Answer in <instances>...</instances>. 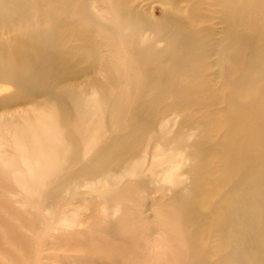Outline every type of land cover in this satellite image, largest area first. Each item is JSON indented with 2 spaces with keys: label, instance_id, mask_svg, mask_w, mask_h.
Here are the masks:
<instances>
[{
  "label": "rangeland",
  "instance_id": "1",
  "mask_svg": "<svg viewBox=\"0 0 264 264\" xmlns=\"http://www.w3.org/2000/svg\"><path fill=\"white\" fill-rule=\"evenodd\" d=\"M10 1H12V0H7V2L5 0L4 4L6 3V5H7L8 3H14V1L13 2H10ZM26 1H27V3H26ZM48 1L47 0H43V1L42 0H24L23 9H24L25 15H26L25 19H21V21L19 23H16V22L14 23V21L11 19L9 21L10 22L9 25H10V28L12 27L13 31H11L9 33H7V31H6L4 26H0V42H3L6 46L9 45V47L13 44L14 38L17 37L18 35H23V33L26 34V32H28V31L31 32V33L32 32L35 33L39 28H42V27L43 28H51V30L55 33L56 37H54L55 39H53L55 41L54 44L60 45L61 43H64L63 45L61 44L62 47L56 46L57 48H55L54 47L55 45H53V41H52L51 44L53 46L51 45V48H49V49L43 48V50L46 49L45 51L41 50V52L44 53L43 55L46 56V54H47L48 56H53L52 59L53 58L56 59L54 61L55 62L54 66L51 68L52 71H49L50 73H48V75L49 74H52V75H49V79H47L45 81V83H46V85L44 84L45 88H46L45 90L39 91L38 94L33 96V98L32 97H28L25 100L13 102V103H11L9 105H6L7 107L6 106L5 107L0 106V264H84L85 262L88 263V264H190L189 252H191V250H192L191 248L192 247L190 246V244L188 242L189 236L187 235L188 232H186L187 228H186V226H185V228L183 227V225L187 224V220H190V219H186L185 214L183 213V211L182 212H177L178 209H174V208H176L175 205H170V203H168V202L171 200L170 196L175 191H176V193H180V192L184 193L185 191L190 192L191 179L189 177L190 174L186 173V170H187V167L189 166V164L190 165L191 164H193V165L195 164V160H196V163L198 162L197 163L198 165L197 164L196 165L199 167L200 171H202L203 173H205V171H206L209 174L210 177H212V176L213 177H216V176L218 177V175L220 174V171H219L220 170V167H219L220 164H218L219 161H220L219 154H220V152H222L220 147L223 148V144L225 143V139H223V138L225 137L226 134L227 135L229 134V133H227L228 127L225 124L223 125L224 122H223V120H220V119H224L225 116L228 115V111H229V114H230V113H239V110H240L239 114L242 113V115L244 116L245 122L249 123V125L252 126L251 129H255V131L252 130V134H251V138L252 139L250 140L251 145L253 146V143H254V148L256 147V148H259L258 150H261V151H258V154L256 155V157H252L250 160H248L243 167H247V166L249 167V166H252V165L256 164L257 162H260V161L263 162L264 161V146L262 145V144H264V127H263L264 126V124H263L264 120L262 122V118H264V117L261 116V114L263 115L264 111L260 110L264 106V101H262L263 103L259 101V100H264V97H263V99L262 98L258 99L259 95H261V94L264 95V92H263V90H264V80L259 81L260 83L252 85V87L250 86V81H249V80H251V78L253 79L255 76L256 77H258V76L260 77V76L263 75V74L259 73L258 71L261 70V67L263 65L262 64L263 62L260 59L263 57L261 51H264V49H262L260 47L259 42L261 41V43H264V28H263L264 27V25H263L264 22L259 21V19L256 18V19H258L257 20V24L258 25L255 22V23H253L252 27H248V28H246V30H244L245 33L247 34V36L250 39L247 37L244 40H242L241 41L242 42L241 46H240V44H238V45H236L237 47L225 49V47L223 48V46L220 47V46L217 45V43L220 41V39H222L223 36H224L223 32H224L225 25H226L225 22H224V19H223V16H224L223 14L225 13V11H224L225 10V8H224L225 6L223 5L224 3L222 2L223 0H211V1H209V0H195V2L193 0H190V5L192 3V5L190 7V11H191L190 15L187 12V10H188L187 8L188 7H187V5L185 3H181L180 9L175 10V9H172L171 6H169V4H164V6H163L162 5L163 3H160L158 1H157L158 2L157 3L154 0H133L132 1L133 3H131V5H135V10H137L136 11L137 16L135 17L133 15L135 12L133 13V11H132L133 14H131L130 17H127L126 18L127 20L124 18L125 21H124V19H119L117 16H118V12L119 11L127 10L126 5H128L129 2H126V0H106V1L105 0H97V2H96V0H87V1L84 0L85 2L83 0H75V1L73 0L74 2L77 1L78 3H74L73 1H71V3H70L69 1L67 2V1H63V0L62 1L58 0L59 2H62L61 4H58V5H56L57 3H59L57 0H54V1L53 0H48ZM88 1H89V4H91V5H86L88 3ZM153 1H154V3H153ZM213 1H214V4L212 3ZM231 1H233L234 4H238V5H241V6L245 7L246 10L252 9L251 11L249 10L251 13H252V11L253 12L255 11L258 14L259 12L261 13L260 10L264 11L263 10V8H264V6H263L264 0H231ZM45 2L47 3V6H46ZM65 2H67V3H65ZM237 2H239V3H237ZM79 3H80V5H78ZM106 3L108 4V6H107ZM140 3H141V5H140ZM63 4H66V6L63 5ZM102 4H104V6ZM218 4H221L222 7L219 6ZM10 5H12V4H10ZM254 5L257 6V7H255ZM60 6L64 7V10H63V8L61 9ZM70 6H72V7H70ZM29 7H30V9H29ZM78 7H80V8L77 9ZM83 7H84V9H83ZM87 7H89L91 9V12L93 11L92 12L93 14L97 13L95 16H97L100 13V11H101V14L103 12L105 15L108 14L110 17H108V15H107L105 17H108V18H104L103 17L104 14H102V15L100 14L99 18H97L98 16L94 17V15L92 14L93 17L95 18V21H94V18L92 17L91 12H89L90 10ZM216 7H217V9H216ZM65 8L66 9L70 8V9L65 10ZM73 8H74L75 11L73 10ZM81 8H82V10H81ZM195 8L197 10H193ZM199 8L201 9V11L199 10ZM219 8H220V10H219ZM259 8H261V9L259 10ZM130 9L132 10V8H130ZM221 9H222V11H221ZM256 9L259 10V11H256ZM76 10H78V11H76ZM210 10H211V12H210ZM106 11H107V13H106ZM172 11L174 12V14H173ZM212 11H214V12H212ZM215 11H216V13H215ZM63 12H64V14H63ZM70 12H71L73 18L71 16ZM80 12L82 13L83 16L81 15ZM86 12H88V13H86ZM75 13H77V14H75ZM89 13H90V15H89ZM111 13H113V14H111ZM141 13H142V16H141ZM191 13H193V15H195L193 17L194 18L196 17V19L191 17L192 16ZM197 13L198 14L200 13V14L198 15ZM29 14L31 16H28ZM79 14H80V16H79ZM114 14H116L117 16H115ZM175 14H177L178 16L175 15ZM201 14H202V16H201ZM216 14H218V15H216ZM88 15L91 18L89 17L88 19H86L85 17H88ZM170 15H172V16H170ZM179 15H180V17H179ZM131 16H134L135 18L131 17ZM184 16L187 18V20H186V18ZM216 16H218V17H216ZM83 17H84V19H83ZM102 17H103V19H102ZM112 17H114V18L116 17V18L113 19ZM210 17H212V18L210 19ZM79 18L82 21H80ZM139 18H142L140 20H141V23H143V24H141L140 21L137 20ZM177 18H178V20L179 19H181V20L177 21ZM144 19H145L146 22L143 21ZM182 19L185 20V21H182ZM197 19H198V22L200 21L197 24L198 28L195 27L196 23H197ZM22 20H24V21H22ZM69 20L71 22H73V20H74L73 23L76 24L77 26H80V27L83 26V27H81V29H83L86 33L89 30L88 31V33H89L88 35H90V38H92V39L94 38L92 40L94 43H96L98 41L100 42V43L98 42L99 45H98V43L96 44V46L94 44V47H96L98 49V50L96 49L97 52H98L97 55H98L99 61H100V58L102 59L101 60L102 63L100 62V66H99V61H98V63L96 64L97 67L95 66L94 68H92L91 74H89V75H85V76L84 75L83 76L78 75L79 71L82 68H85V67H87V65H89V61L90 60H89L88 56L84 58L85 60H82L83 58L81 56H79L80 53L79 52L76 53L77 50L73 49V46H76V47L78 46L79 41L76 38H74L73 42H74L75 39H76L75 40L76 42L73 43L71 40H72V37L74 36V34L71 33L72 34L71 35L70 33H67L68 31L71 32V30L68 29V26H67L69 23H71ZM115 20H116V22H115ZM217 20L219 21L220 24L218 23ZM91 21H94V22H91ZM149 21L151 23H149ZM24 22H25V27H24ZM32 22H34V23H32ZM80 22L81 23L84 22L85 26L82 25ZM97 22H99L100 24L97 23ZM31 23L33 25L32 26L33 28L30 26ZM63 23H64V25H63ZM109 23H111V25H112L111 27H109L110 26ZM89 24H90V26H89ZM175 24H176V26H175ZM184 24H185L184 27L181 26V25H184ZM151 25L154 26V27H155V25H156V27L158 26L157 28H155V31H156V34H157L156 36L153 35L154 34L153 33L154 27H152ZM177 25L183 30L184 29L185 30L190 29V31H191L190 33L194 34V35L191 34L192 35L191 41L192 40L194 41V39H196L198 37L200 39H202V41H201L202 45H201L200 48H201V50H204L205 54L202 53V54H200L201 56L198 55L200 58L197 55H194L195 53L194 54L192 53V52H194V50L191 49V48H190L191 52L190 51H185L184 52V50H183V53H187L188 55L190 53H192L193 56L190 54L189 55L190 58L193 57L195 60H197V57H198L200 59V62L204 61V62L200 63L201 65H197L196 67H194L195 65H193V64H195V63L197 64V62L194 61V63H193V61L192 62L190 61L191 66H189L190 64L189 65L187 64V62H189V60H188L189 57H188V59L186 58L187 54L183 55V57L180 55L181 58H184V56L186 58V59L184 58L185 60L184 59L182 60L180 58L179 54H178L179 51H176L177 48H175V46H173V45H171L172 48L169 46L170 45L169 44V37H167V36H170V34L175 33V32H177L179 30V27ZM95 26H97L98 28L95 27ZM172 26H175V30H174V28ZM30 27H31V30H30ZM61 27H62L63 30H61ZM90 27H91V29H90ZM145 27H147V29ZM168 27H171V29L170 28L168 29L170 31H167ZM261 27L263 28V30L261 29ZM21 29H22V31H21ZM33 29H34V31H32ZM117 29H118L119 33H122L121 35L117 32ZM176 29H177V31H176ZM201 29H204V30L202 31ZM247 29H248V31H247ZM97 30L99 32H102L103 35L101 37L99 35H97V34H100ZM124 30H125V32H124ZM164 30H166V31H164ZM171 30H173V31H171ZM219 30H220V32H219ZM59 31L61 32V34H60ZM64 31H65V33H63ZM132 31H133V33H132ZM143 31H144V33H143ZM259 31H261V32H259ZM56 32H57L58 35H60V37L62 36L60 38V40H59V38H57L59 36L56 34ZM91 32H95V33H92V37H91ZM128 32L130 33V38H129V33ZM134 32H135V34L137 32V34L135 36H134ZM138 32H139V37H138ZM193 32H195V33H193ZM208 32H209V34H207ZM104 33H106V34H104ZM116 33L119 35V37H118V35H116ZM257 33H258V35H256ZM204 34H206V35H204ZM221 34H223V35H221ZM124 35H126V36L123 37ZM142 35H143V37H142ZM145 35H146V37L144 38ZM149 35H151V36H149ZM207 35H210L211 39H209V36H207ZM68 36H69L70 39L68 38ZM111 36H113V37L110 38ZM148 36L150 37L151 40H153L151 43H150L151 40L150 41L146 40V39H149ZM165 36H166V38H165ZM201 36H203L204 39ZM205 36L208 38L207 42H206L207 39H206ZM65 37H67V38H65ZM126 37H127V39H125ZM135 37L141 38V40L140 39H136ZM120 38H121V40H120ZM142 38H144V40H146L147 44L145 43V41ZM257 38H258V40H256ZM56 39H57V41H56ZM96 39H98V40H96ZM122 39H124L125 41L124 40L122 41ZM69 40L72 43V48L71 49L69 48V46H71V45H69L70 44ZM142 40H143V42H141ZM60 41H61V43H60ZM65 41L67 42V44H65ZM211 41L213 43L214 42L215 43L217 42V43L216 44L214 43L215 44L214 45ZM255 41H256V44L258 42L256 47H255V45H256ZM101 42H103V44ZM75 43H77V44H75ZM208 43L212 44L211 47H210V45L207 46ZM106 44H108V45H106ZM115 44H116V50H115V46H114ZM122 44H123V46H122ZM143 44H144L145 47L143 46ZM151 44H153V45H151ZM102 45L104 46L103 48L101 47ZM154 45H155V47H154ZM213 45H214V47H213ZM59 47H60L61 52L58 49ZM76 47H74V48H76ZM108 47L111 48L110 50L112 52L108 49ZM123 47H125L127 49V51L125 50V48L123 49ZM141 47H143V49L145 48V50L148 51V52L146 51L147 55H146V60H145L144 63H142L143 61H141L140 55L137 54L139 49H141ZM205 47H206V49H205ZM105 48H107L106 51H105ZM215 48H216V50H220V48H223V50L225 52V55H223V56H221L219 58L216 57L215 54L213 53L215 51ZM55 49H57L59 51H57ZM63 49L66 50V51H64ZM112 49H114V53L115 54L117 52L116 55L113 53ZM171 49L174 50V51H172ZM255 49H258V50L256 51ZM62 50L64 51L63 53H62ZM67 50H68V52L70 51L71 53L70 52H69L70 54L69 53L68 54L65 53V52H67ZM153 50H155V51H153ZM159 50H161V53H160ZM46 51L48 53H46ZM52 51H53L54 54H52ZM54 51H57V53L60 52L61 56H60V54H57ZM150 51H152L153 53H151ZM170 51H171L172 54L168 53ZM210 51H211V53H210ZM126 52L127 53L129 52V55ZM155 52H157V53L155 54ZM174 52H177V54L175 53V55H173ZM49 53H50V55H49ZM55 53H56V55H55ZM103 53H104V55H103ZM112 53L114 55H112L113 59L111 60V58L109 59L108 57H112V56H109ZM181 53H182V51H181ZM207 53H209V54H207ZM160 54L161 55L163 54V55L161 56ZM165 55H167L166 57L168 59L165 57ZM202 55H204V56L202 57ZM247 55H248V57H247ZM59 56L63 57V58H60ZM99 56H102V57H99ZM104 56H106V57H104ZM114 56H115V59H114ZM129 56H132V57L129 58ZM255 56L257 58L260 56V59L258 58L259 62H258V59L254 60V59H256ZM170 57H171V59H170ZM173 57H175L176 59L175 58L173 59ZM178 57H179V59H181L180 61H179V59H177ZM253 57H254V59H253ZM217 58H218V60H217ZM239 58H241V59H239ZM247 58H249V59H247ZM64 59H65V61H64ZM70 59L73 62H71ZM80 59L83 62L82 64H81ZM129 59L131 60L130 62H129ZM199 59L197 61H199ZM0 60H1L2 63H4L5 58H4L3 55H0ZM60 60L63 61V62H61ZM69 60H70V62H68ZM108 60H111V62L110 61L109 62H105V61H108ZM154 60H155V62L157 60V63H159V64L155 63ZM159 60H161V61H159ZM167 60L169 61L168 62L169 64L168 63L165 64V62ZM191 60H193V59L191 58ZM245 60H248V62L245 61ZM250 60H251V64L252 65L251 64L247 65L248 63H250ZM262 60H263V58H262ZM57 61H58V63L60 62L61 64L60 63L58 64ZM113 61H117V63H115ZM177 61H179L178 63L182 64V65L179 66V64H177ZM182 61H184V62L187 61V62H185L186 65ZM239 61L240 62L243 61V62H241L243 67L241 65L238 66V63L241 64ZM252 61H256V62H258V64L257 63L255 64V62H252ZM85 62H87V63H85ZM126 62H128V63L126 64ZM147 62H150L152 65H150V63H147ZM69 63L71 65H68ZM109 63H112L113 65H111ZM129 63L130 64L132 63L133 66H135L134 64H137V66L136 67L130 66ZM139 63H142V64H139ZM163 63L165 64L164 65L165 67L163 66L165 68V71L167 70L168 71L167 73L171 77V79L169 80L168 84L170 85V88H174V89H172V90L170 89L169 92L167 91L163 96H160V98H159L158 96L155 97V94H156L155 89L156 88L154 86H152V85H149L146 82H143V81H145L143 79V74L145 73V69L144 68L146 67V65H147V68H148V69H146V72L149 69L150 70L155 69V71L157 72V70L159 71L160 69H162L160 67H162L161 65ZM171 63H172V65H171ZM215 63H217V65ZM102 64H104V65H102ZM105 64H107V66H105ZM198 64H199V62H198ZM228 64L230 65L231 68L232 67L233 68L231 69ZM245 64L247 66L246 68H248L250 70L245 68ZM259 64H261V66ZM66 65H67V67H66ZM117 65H119V66H117ZM121 65H122V67H121ZM156 65H160V66H156ZM166 65H167V67H166ZM255 65H256V67H253ZM111 66H113V68H115V69H113ZM150 66H151V68H150ZM173 66H175V68H173ZM56 67H57L58 71H56L57 70ZM117 67H119L118 68L119 69L118 73H116L118 71L116 69ZM123 67H124V69H123ZM197 67H198V69H199V67L200 68L202 67L201 70H203V72H201L200 69H199V71H200L199 72L196 69ZM203 67H204V69H203ZM206 67H208L207 70H206ZM238 67H240V68H238ZM127 68L129 70H132V68H135V69L138 68L137 70L133 69V71L137 72L136 73L137 77H136V81L135 82H138V80L140 79L143 82V84H141L142 82L140 81V84L138 83L140 86L138 84L137 85H135V84L132 85L134 82L129 79L130 78V72H129V70ZM191 68L193 70H195V71H193ZM62 69H65V70L63 71ZM106 69H107L108 72L105 71ZM253 69H256V72ZM60 70L62 72H59ZM109 70L110 71L111 70H116V71H115V73H113L114 71L112 73H109L110 72ZM230 70H235V72L234 71L231 72ZM244 70L247 71V72H245ZM65 71H67V72L65 73ZM53 72H54V74H53ZM184 73H185V75H184ZM191 73H193L192 77H189V76H191ZM201 73H202V75H201ZM59 74H60V77H61L60 79L57 78ZM197 74L200 75V76H198ZM66 75H69V76L72 75V76L71 77H69V76L67 77ZM206 75H208V76H206ZM210 75H212L211 78H210ZM213 75H216V76H213ZM241 75L243 76L242 78H241ZM251 75H252V77H251ZM91 76H93V77H91ZM102 76H104L105 79ZM111 76L115 77L114 81H110V77ZM186 76H187V80L189 79V81L186 80L187 82L185 81ZM228 76H230V77H228ZM234 76H236V77H234ZM246 76L249 77V78L251 77L250 79H248L249 82L245 79V78H247ZM75 77H76V79H75ZM101 77H102V79H101ZM197 77H199V78L201 77L202 78V81L199 84H198V82L201 79H199V78L197 79ZM214 77H216V78L214 79ZM235 78L236 79L239 78L238 81H240L241 84L237 83V80H236V83H234ZM263 78H264V75H263ZM65 79H68V80H66L68 82L63 84L64 83L63 81H65ZM243 80H246L245 82H248L249 84L245 83ZM59 81L60 82L62 81V84ZM73 81H75V82L73 83ZM131 81H132V83H129ZM92 82L95 83V84H98L97 85L98 88L94 86L95 84L94 85H90V84H93ZM75 83H77V84H75ZM175 83H176V89H177V87L179 85H183L182 88H180V91H177V90H176L177 92L175 91V87H174ZM187 83H189V84H187ZM191 83H192V85H191ZM194 83H195V85H194ZM243 83L246 84L244 90H242L243 87H244ZM71 84H73L74 87ZM129 84L132 85V86H130ZM49 85L52 86V87H50ZM75 85H77V86H75ZM84 85H85V87H82ZM141 85L144 87V90L143 89L140 90ZM148 85L150 87L152 86L153 89H151L152 87L149 88ZM171 85H172V87H171ZM236 85H238L239 88L242 85L241 86L242 89L240 88V90L242 92L238 89V87L235 88V89L232 88V87H235ZM136 86H139V90H138V88ZM147 86H148V88H147ZM185 86L186 87L188 86L186 88V90L184 89ZM55 87H56V89H55ZM63 87H64V89H63ZM129 87H133V88L129 89ZM134 87H135V89H134ZM192 87H194V88H192ZM65 88H70V89H65ZM73 88L74 89L76 88L75 89L76 91L74 90L75 92L70 91ZM100 88L103 91L98 90ZM136 88H137L138 91H142L140 93H143L144 95L147 94V96L145 97L142 94L145 98L143 97V99L141 100L139 98V97H141L140 96L141 94L139 95V93L137 92ZM132 89H134V90L131 91ZM149 89H151V90H149ZM247 89H251V91L254 90L255 93H256V96H254V94H255L254 91H252L253 92V96H251L252 92H250V90H248V92L251 95L248 96V94H247L246 96H244L246 93H248V92H246ZM61 90H64V91L62 92ZM145 90H148L149 92L145 91ZM235 90H237V92ZM238 90L241 93L238 92ZM13 91H14V89L11 88L9 93L0 94V98L4 97V96H7L8 94H11ZM53 91H55V92H53ZM60 91L62 93H64L65 91H68L67 110H68V115H70L71 119L69 121V130H67V131L73 133L74 140L69 138L67 134L65 135L66 130H63L62 129L63 127L61 128V126H64V124H63V122L61 120L60 121L58 120V118L60 116L62 117L61 119H63V116L65 115L64 113L61 112L62 105H61V103H59L60 100H61L60 99L61 96H59V95L60 94L62 95V93ZM94 91H95V93L97 95L100 94L99 96H101L102 95L101 93H103V95H102L103 97L102 98H100V97L97 98L96 97L97 95H94L95 94ZM170 91L174 92L175 94L177 93L176 95L180 94L179 97L172 95V92H170ZM98 92H100V93H98ZM131 92H134L133 96H132ZM135 92H137V93H135ZM146 92H148V93H146ZM150 92H152V94L153 93L154 94L152 95V94H150ZM178 92H180V93L178 94ZM200 92H202V94ZM205 92H206V94H205ZM234 92H236L235 93L236 96L233 97V96H231V94L233 93L232 95H235ZM244 92H246V93H244ZM53 93H54V95H53ZM193 93H194L195 96L193 95ZM237 93H240V94L237 95ZM136 94L138 95V98H137ZM166 94L168 96H166ZM200 94H201V96H200ZM229 94L231 96V97H229V98H231V102L228 100V98L227 99L224 98V97H226ZM183 95H186L184 97V99H186L185 100L186 103H185V101L182 100ZM220 95H221V98L219 99ZM149 96H152L155 100L153 98L151 99ZM199 96L204 102L201 101V99H199V101H198ZM210 96L211 97L213 96L212 99L210 98ZM247 96L251 97L252 99L251 98H245ZM134 97L137 100L139 99L138 101L141 100V101H143V103H146L145 105H149V106H150L149 102L153 101V103H151V106H150L151 109L147 108V106H145V108H147L148 111L149 110L155 111L154 114H153L152 111H151L152 113L150 112L151 113L150 115H152V117H154V116L155 117L153 118V120H152L153 122H151V125H150V126H152V129H151V127H149L150 131L151 130L153 131V129H154V131H153L154 136H152V132H150L149 135H151V137L149 139V137H147L146 134L140 133V132H143V131L146 132L148 130V129H145V128H142L143 131L140 130V128H137L136 131L134 132L135 134L138 133L137 135H140V136H137L138 144L135 142V146L137 144L136 147H138V146L141 147L142 145L140 144V142L143 144V143L147 142L146 141L147 138L149 139V142L146 143L147 146L144 144L146 146L144 149H142V148H137L136 149L135 148L136 149L135 153L137 155H139L141 153L140 155H141V157L143 159L142 158H138L139 156L137 157L138 159H136L135 158L136 154L134 156V151L131 153L132 156L131 155H128V157L124 156L125 157V159H124L125 163L122 162L123 164H126V165H124V167H127V163L130 164V165L132 164V166L130 167V165H128L127 169L125 170L126 172L123 171L120 168L124 172L122 174L123 176L121 174H119V172L121 171L119 168H117V170L109 171V172L108 171H104L103 169H101V172H100L101 174H97V175H92V174L91 175H86L85 172L80 171L79 169H81V167L83 168L84 166L91 165V160H92V162L96 160L95 156H94V154H96L95 153L96 150L93 151V149L103 148L107 144V142H109L107 144L108 147L105 146V147H107V151L109 152L110 147L112 148V147L115 146L114 143H113V146H110V145H112V142H115L116 139L119 138V140H120L119 143H117V145H116L118 147H122L123 144L125 143V141L128 140V136H130V134H132V131L130 129L131 122H132L131 120L133 118L132 112L138 106V104L139 105L141 104L140 106H142V107L144 106L142 104V102L140 103L138 101H135L136 99H134ZM242 97H243V99H242ZM254 97H258V98L254 99ZM260 97H262V96H260ZM78 98H79V100H78ZM156 98H158L159 100L157 101ZM203 98L204 99L206 98V101ZM232 98H235L234 101L232 100ZM237 98H238V100H236ZM74 99L76 101L78 100L77 102L75 101L76 104L73 102ZM92 99H93V101H92ZM99 99H100V101L105 99L104 101H102V103H99L100 104L99 106H102V108L100 107L102 110H103V108H105L104 112L100 108H98V107L96 108V106H97L96 104H98L96 102H98ZM149 99H151V100H149ZM165 99H167L166 102H163V101H165ZM170 99L171 100L172 99L175 100L174 101L175 103H173V100L171 102ZM178 99H179V101H178ZM33 100H36V101L34 102ZM44 100H45V102H44ZM192 100L194 101V105H193L192 109H189V108L192 107V102H193ZM248 100L251 102L252 106L250 105V103H248L249 102ZM256 100H258L259 102L256 101ZM80 101H82V102H80ZM83 101L87 102L86 105H85V103ZM161 101H162V103H160ZM238 101H240V105H238V103H239ZM178 102L180 104H182V105L187 104V105H189L191 107L188 108L189 110L185 109V111H184L182 106H178L177 105V104H179ZM188 102L189 103L191 102V103L189 104ZM225 102L227 103V105H225ZM252 102H255V103L258 102L257 104L258 105L260 104V106H261V107L259 106L260 109L257 106V104H256L257 107L254 108L255 103L253 105ZM34 103H36V104H34ZM42 103H44L45 105H49L50 107L49 106H47V107L46 106H42L44 108H47V109H44V108L41 107ZM72 103H73V105H72ZM78 103H80L81 106H80V104L78 105ZM147 103H149V104H147ZM166 103H167V105H164ZM170 103H173L174 105L171 104V107H170L169 106ZM198 103L199 104H203V105H199ZM245 103H247V105H249V106L246 107ZM56 104H58V105H56ZM82 104L85 105L84 106L85 110H84V108H82V106H83ZM89 104H91V106H89ZM158 104H159V106H157ZM195 104H198L197 105L198 107H194ZM74 105L76 107H74ZM215 105H217V106H215ZM229 105H231V107ZM38 106H39V108L37 109L36 107H38ZM51 106H52V108H51ZM70 106H72V107H70ZM86 106H88L89 108L88 107L86 108ZM199 106H201L202 108H204L206 110L204 111L203 109H200L201 107H199ZM204 106H208V107H204ZM236 106H237V108H236ZM239 106L243 110L238 109ZM243 106H244V108H242ZM33 107H35V108H33ZM48 107H49V109H48ZM163 107H165V109L169 108L170 110L171 109L173 110L174 108L175 109H174L173 113L169 115L168 113H169L170 110L167 109L166 111H168V112L165 113L166 111L164 110ZM252 107L255 110V111L253 110V112H252V110H250V109H253ZM31 108H32L33 111L31 110ZM177 108H181V110L183 109L182 112L178 109V111L180 112L179 113L177 111ZM223 108H224V110L226 109V111H224ZM257 108L259 109V111L257 112L258 114L256 113V111H257L256 109ZM92 109H93V111H92ZM99 109L103 113L100 112ZM248 109L250 110V113L252 112V114H254V115L256 113L255 117L257 116L259 121H257L258 120L257 118H256V121H254L255 119L253 118V115H251L249 113ZM24 110L26 112L28 110V113H29V110H30L31 116L28 113L24 114V112H25ZM54 110L56 112L58 111L59 114L54 112ZM156 110H158L159 112L156 111ZM186 110L188 111V114H186V112H187ZM210 110H211L212 113L211 112L208 113V111H210ZM31 111L34 112V116H33ZM190 111L194 112V113H191ZM215 111H217L216 112L217 114L215 113ZM244 111H246V112H244ZM42 112L45 113V114H43ZM51 112H54L55 114L51 113ZM160 112L163 113V114L165 113L168 116L162 115ZM170 112H172V111H170ZM189 112H190V115H189ZM204 112H207V114H209L211 116H209V115L206 116ZM259 112H260V114H259ZM261 112H263V113H261ZM98 113H102V114H100L101 116ZM183 113H184V116H183ZM42 114H43L44 118L43 117H39ZM92 114H94L95 118L93 117ZM95 114H97L98 116L97 115L95 116ZM212 114L213 115H217V117L219 119L216 118V116L213 117ZM247 114L249 116L250 115L251 116L249 117ZM25 115H27V116H25ZM36 115H38V117ZM44 115H48V116H44ZM75 115L79 116V117H77L78 119L75 117L74 119H76V120H73V116H75ZM160 115L163 117L165 123L163 122L162 117ZM258 115L261 118H259ZM29 116L32 117L31 118L32 124H33V125H31V126H33L32 128L34 129L35 128L34 126H36V128H37V129H34V130H36L35 132H37L36 134L32 130V128H30V126H29L30 125L29 124L30 123L29 122V119H30ZM35 116H36V119H37L38 122L37 121L35 122ZM56 116H58V117H56ZM189 116H191L193 118H190ZM198 116H200V117H198ZM219 116H222V118L219 117ZM245 116H247V117H245ZM24 117L26 119L28 118V121ZM187 117H189L190 119L188 120ZM194 117H195V119H194ZM33 118H34V120H33ZM48 118H49V120H48ZM183 118H186V120L188 122L187 121L185 122V119L183 120ZM205 118H207V121H208V118H214L215 121H217V119H218V121L213 123L210 120L214 121V119H209V121H208L209 125H208V123H207ZM246 118L248 119V121L246 120ZM249 118L250 119L252 118L251 121H249ZM17 119H18V121H17ZM52 119H56V120H54V123L59 121V122H61L60 125L61 124H63V125L60 126L59 124L55 123V126H57V128H58L57 129L55 126H53L54 123L53 124L51 123V122H53ZM103 119H105V120H103ZM192 119L196 121L195 123H197V119H198V123L200 122L198 125H201V124L203 125V124L206 123L205 124L206 126H204L203 130L199 129V128H202L203 126L202 127L196 126L197 124L194 126L195 123L193 124V122H192L193 120ZM25 120L27 122H29V123L27 124V122ZM154 120L156 121L155 123H154ZM203 120L205 121V123H202V122H204ZM76 121H77L78 124L76 123ZM98 121L99 122L102 121V123L100 122L101 123L100 124ZM18 122H20V125H18L19 124ZM41 122H43L42 125H41ZM73 122H75L76 125H74ZM179 122H180L181 125L179 124ZM190 122H192V124H193L192 128L190 127V125H192ZM219 122H221V124ZM37 123H39V126H41V128L37 125ZM64 123H65V120H64ZM44 124H46V125H44ZM94 124H96V125H94ZM27 125L29 126L28 127L29 129H27ZM47 125H48V128H47ZM73 125L79 128L80 133H78L76 131L78 129H75L76 127L74 128ZM78 125L79 126L81 125L82 128L79 127ZM90 125H93L95 130ZM183 125H184V127H187V128L189 127L187 129L189 133L186 132L187 131L186 128H185L186 131L184 130L183 131L184 133L182 132V129L184 128ZM16 126H20V127L22 126V129L20 127L16 128ZM49 126L50 127L52 126V128L54 127L55 130L58 131V132L54 131L53 129L52 130L54 132H52V130L49 129ZM58 126L60 127V129H59ZM89 126L91 127V129L89 128ZM153 126H154V128H153ZM161 126H163L162 129L164 131L161 129ZM207 126H210V129ZM23 127L25 128L24 131L26 133H22V132H24L23 131V129H24ZM43 127L45 128V130L48 129L50 132L54 133V135L52 134L53 135V137H52V135L49 134L50 132H48V134L51 135L50 137L54 138L57 135V136L60 137V139H59V137L56 136L57 137V138L55 137L56 141H53V139H51L50 137L47 136L48 134H44V137L41 138V136H43V132L46 133L48 131V130H46V132H45V130L41 131ZM86 127L89 130H87ZM102 127H106V128H102ZM180 127L182 128L181 130H179ZM39 128H40V132H39ZM101 128H102V130H101ZM13 129H14V131H13ZM15 129L19 130V131L16 130L17 137H14V134L16 135ZM157 129H158V131H157ZM215 129H216V131H215ZM223 129H224V131H223ZM20 130H22L21 133H19ZM30 130H32V132H30ZM85 130H87L88 132L85 131ZM197 130H199V131H197ZM218 130H219V132H218ZM90 131H92L93 134H90ZM101 131H102V133H101ZM161 131L164 132V133H158V132H161ZM174 131H176V132H174ZM190 131H191V133H190ZM192 131H194V133H195V131H197V133H198L197 135H199V136L201 135L200 137L198 136V140L201 139V141H202L201 143L198 142L197 140L194 141L195 139H197L196 133H195V136H196L195 139L194 138L192 139L193 136L189 137V136H191V134L193 135ZM260 131L261 132L263 131V135H262V133ZM27 132H29V133L27 134ZM38 132H39V134H38ZM84 132H87V133L84 134ZM103 132H105V133H103ZM154 132L157 134L158 138H157V136H156V134ZM208 132H210V133H208ZM18 133L23 138L19 137L20 135ZM55 133H56V135H55ZM60 133H62V134H60ZM180 133L182 134V136L185 135V137L183 136L182 138L179 139V136H181ZM187 133H188L189 136L187 135ZM77 134H82V135H79L77 137ZM98 134H100V136ZM165 134H168V135L172 134L171 137L174 136L175 138H176L177 135L180 134L179 136H177L178 138H176V139H178L177 143L174 141L175 138L173 139L174 143H176L178 145H175L173 142L172 143L166 142V144H165L163 140L166 139L165 137H167V138L169 137L168 135H165ZM253 134H255V135H253ZM24 135L27 136V137L24 138ZM30 135H31V138L35 137L34 135H36L37 139L38 138L41 139V142L37 141L36 138L30 139ZM45 135H46V137H45ZM64 135H65V137L66 136L67 137L64 138ZM147 135H148V133H147ZM162 136H163L164 139L162 138ZM13 137H14L15 141L18 138L17 140L20 141V142H18V144H17V142L15 143ZM99 137H100V139L102 141L106 140V142L105 141H103V142L100 141ZM141 137H144L142 139L146 138V140L145 141H141L142 140ZM171 137H169L168 139H170ZM45 138H47L48 141H49V139L51 141H53V142L50 141L51 143H53L52 147H55L57 145L56 144L55 146H53L55 144L54 142L58 143L57 142V140H58L59 141L58 146L60 145L62 147V148L60 147V151L62 153L59 152V149H58V153H56V151H55L57 149L56 147H55L56 149L54 150L55 152H52L53 150L49 149L50 148L49 147V145H50L49 142L47 143V141H43ZM183 138H184V140H182ZM186 138H188V139H186ZM212 138H214V139H212ZM220 138H221V140H220ZM26 139H27V142H26ZM80 139L83 140L84 144H82L83 142ZM185 139L187 140V142H186ZM205 139L207 141H204ZM28 140L31 143L28 142ZM33 140H36L37 142H35ZM94 140H95V142H94ZM139 140H140V142H139ZM211 140L214 141V142H211ZM97 141H99V142H97ZM179 141H181V142L183 141L184 144H186V145H183L182 144L183 142L182 143L181 142L178 143ZM188 141H190V142L188 143ZM191 141H193L195 143H192ZM203 141H204L205 144L203 143ZM39 142L40 143L43 142V144H41V146H43L42 147L43 149H41V147H39L40 146V144L38 145ZM208 142L209 143L211 142V143L209 144ZM29 143H30L31 146L37 143L36 144L37 151H36L35 147L32 146L34 148L33 152H36L35 153L36 156H35L34 159H33L34 153L33 154H31V152L28 153L29 151L32 150L31 146H27V144H29ZM46 143L49 144V145H47ZM62 143H64V144H62ZM96 143L99 146H97ZM120 143H121V145H120ZM148 143H149V146H148ZM161 143H163V145H161ZM199 143H200V146H199V148L197 150L195 148L199 145ZM20 144H21V146H20ZM23 144L25 146H23ZM44 144H45V147H44ZM170 144H173V146L170 145ZM180 144H181L182 148L180 147ZM189 144H190V146H189ZM207 144H209V145L207 146ZM214 144L217 146L216 147L217 149H214V147H215ZM67 145H70V146H67ZM73 145H75L74 149H73ZM94 145H96V147ZM164 145H170L171 147H176V148L174 149L173 152L167 151L164 154V156L155 157V159L158 160V163L159 164L161 163L160 165L159 164H154L155 167H157L155 169L154 165H151V162L154 159V158H151V157L154 156L153 154L157 150L156 147H158V146L159 147H161V146L164 147ZM259 145H260V147H259ZM47 146H48V149L51 150V151H45V150H47L46 149ZM83 146H85V147H83ZM183 146H187V147L189 146L188 148H190L191 151L193 150L194 153L198 151L195 154L193 153V155L196 156V158L200 157V155H199L200 153L199 152H201V150H202V153L204 152V150H203L204 147H209L210 151L209 150H205L206 152H208V151L209 152L208 153L204 152L203 154L205 156L201 155V157H202L201 159L200 158L195 159V157H193V155H191L192 152L189 151L190 149H187L186 147H184L185 148L184 149ZM191 146H193V149L191 148ZM24 147H26V148L28 147V148H31V149L30 150H28V148L24 149ZM38 147L40 149H38ZM65 147H68V148H65ZM178 147L181 150H179ZM211 147H213L212 149H214V150H212ZM22 148L24 150H26L25 152H27L28 155L24 154L25 152H23L24 150ZM81 148H83V151H82ZM68 149L71 151V152L69 151V153H71L72 156H69L70 154L67 153ZM138 149L141 150V152L139 151L137 153ZM145 149L146 150L148 149L147 150L148 152ZM153 149H154V151H153ZM38 150H39V153H40V150L41 151L43 150L41 153H45L46 152L47 156L49 155L48 152L49 153L51 152L50 153L51 157H52V153H55V155L58 154L56 156V158L54 157L55 155H53V157H52V159L54 158V160H55V161L53 160L54 163L56 162L55 163V167L51 166V167H53V168H51L52 171H49L50 169H47L48 171L45 172L46 170H40L41 168H38V166L40 164H42L41 163L42 161H43V164H42L43 165L42 169H43V167L45 165L44 164L45 160L47 159L48 162L51 160V159L49 160L48 157H46V155H42L41 154L43 156L42 157L43 160L37 161L39 159V158L36 159V157L38 155ZM66 150H67V152H66ZM176 150H178L179 153ZM216 150H218L216 153L213 152V151H216ZM77 151H78V153H77ZM151 151H152L153 154H151ZM65 152L67 154H65ZM59 153H61L62 155L60 154L61 156H59ZM217 153H218V156H217ZM169 154L170 155L171 154L175 155V157H171V158H173L174 162H171V163L168 162L170 160ZM65 155H67V157H65L66 162L68 161L65 165H68L69 167H66L65 169H62V168H60V166L63 163L62 161H65V159L62 160ZM213 155H215V156H213ZM39 156L40 155H38V157ZM44 156L46 157L45 160H44ZM68 156L71 158V160H69L70 158L68 159ZM190 156H192V158H190ZM203 156L206 157L205 160H204ZM210 156H212L213 158L215 157L216 160H217L216 157H218V160L215 161V159H213ZM75 157H77V158H75ZM88 157H90V158H88ZM133 157H134V159L132 160ZM185 157L189 158L190 160L187 159L185 161V159H186ZM42 158H40V159H42ZM80 158H82V159H80ZM93 158H94V160H93ZM127 158H129L128 159V160H130L129 162L127 161ZM166 158H167V160H166ZM182 158H185V159H182ZM89 159H91V160H89ZM164 159L166 160L165 163L163 161ZM207 159L209 161H206ZM56 160H59V162H57ZM134 160H136V161H134ZM142 160H143V163H142ZM198 160H200V161H198ZM211 160H214L213 164H212ZM73 161H75V162H73ZM82 161H84V162H82ZM48 162H46V163H48ZM52 162H49V163H52ZM70 162H73L75 165L72 164V163L70 164ZM36 163H40V164H36ZM54 163H53V165H54ZM58 163H59V165H58ZM95 163H96V161H95ZM136 163H137V165H136ZM200 163H202V164H200ZM48 164L45 165V168H46V166ZM134 164H135V166H134ZM181 164H182V166H180ZM207 164L210 165V166H208ZM215 164H217L218 166L215 165ZM49 165H52V164H49ZM63 165H64V163L62 164V167H65V165L64 166ZM168 165H169V167L170 166H174V167L171 168V171L174 172L175 174H173L174 177L172 176V177L167 178L165 180L164 178H166V176H167L165 170H167L169 168ZM94 166H97V165H94ZM120 166H123V165L121 164ZM137 166H138V168L136 169L135 167H137ZM235 166L242 167V166H239L238 164H236ZM56 167L59 168V169H62V170H59ZM71 167L73 168V170H72ZM129 167H130V169H129ZM182 167H183V170H182ZM231 167L233 168V165ZM139 168L142 171H138ZM148 168H149V170H148ZM53 169L57 170V174L56 175H55L56 172ZM154 169L155 170H159V173H158L159 175H155L154 176L150 172L149 173L146 172V171H152V170L155 171ZM58 170L62 171V172H58ZM75 170L77 172H74ZM161 170H162V172H161ZM178 170H179V172L181 174L178 172ZM239 170H241V168ZM41 171H42V173L44 171L43 174L49 172L48 173L49 177H48L47 174H46L47 176L46 175L45 176L41 175ZM67 172H69V173H67ZM73 172L77 173L75 175V178H74V176H71L72 174L74 175ZM135 172L136 173L139 172V173L136 174ZM63 173H64V175H63ZM80 173L81 174L83 173L82 174L83 176L80 175ZM110 173H112V174H110ZM125 173H126V175H124ZM163 173H165V174H163ZM263 173H264V170H263ZM32 174L36 175V176L33 175L35 178L31 177ZM65 174H66L67 177L65 176ZM211 174H212V176H211ZM68 175H69V178L71 177L70 179H72V177H73L72 183L70 182V179L68 178ZM77 175L79 176V178H78ZM110 175H112L113 177L110 176ZM40 176H42V179L44 177H46L44 179L47 180V181L44 180L43 181L44 184L39 183L40 184V186H39L38 182L42 181ZM54 176H55V178L51 182V178H53ZM56 176L57 177L64 176L63 178L59 177L63 182L60 181V179L57 178ZM37 177H38V179H37ZM80 177H81V179H80ZM87 177L90 178V179H88ZM32 178H33V180H32ZM76 178H77V180H75ZM83 178H85V179H83ZM20 179H21V182L19 181ZM66 179H69V181L66 180ZM86 179L90 180V182L87 181ZM105 179L106 180H111L112 179L111 181L114 180V182H116V180H117L120 184L118 182H117L118 185H117V183H115L117 186L114 185L115 187L112 188L114 190H111V187L108 188L107 185H106V187H104L105 185H102L104 183ZM142 179L143 180L146 179V180H144L146 183H143L144 181ZM151 179H153V181H151ZM31 180H32V182H31ZM74 180H75V182H74ZM170 181H171V183H170ZM187 181L189 182V184L187 183ZM19 182L23 183V184L21 185V184H19ZM33 182H34V184H33ZM96 182H98V183H96ZM153 182H155V184ZM174 182H175V185H173ZM67 183L69 185H71V186L68 187L69 185H67V187L69 188V189L68 188L67 189H68V191L69 190L70 191L68 192L66 190V188H65L64 190L66 192H68V193H65V191L63 192V190H62L63 187H62V189H59V188H61V186H62L61 184H65L63 186L66 187ZM149 183L151 185H149ZM183 183H184V186H183ZM57 184H60V185H57ZM87 184L89 186H87ZM100 184H101L102 188H101ZM153 184L156 185V187L160 186V185L162 187L165 186L166 189L162 188V190H160V191L157 190L158 192L155 193L154 191L156 190V187L154 188ZM178 184H179V187H178ZM33 185H35V188H34ZM98 185H99V187H98ZM129 185L132 187V189H134V191L130 190L129 191L130 193H128V191H127V190H129V189H127V187ZM144 185L146 186V188H145ZM180 185H182V187ZM186 185H189V186L186 187ZM136 186H138V187H136ZM150 186H152V187H150ZM55 187H57V189ZM120 187L122 189L119 190ZM125 187H126V189H125ZM140 187H142L141 188L142 190L140 189ZM143 187H144V189H143ZM183 187H184V189L186 187L185 191H183L184 190ZM104 188H106V189H104ZM138 188L141 191L137 190ZM152 188H153V190H152ZM167 188H169V189H167ZM36 189H37V192L39 191V194H37V196H36ZM49 189H51L52 192L54 190H55L54 192H56L54 194L55 195V200H54V202H55L54 204L55 205H53L51 208L45 209L44 200L46 199L47 194L50 193V192H48ZM58 189L61 191V193H63L62 195H61V193L58 194L60 192V191H58ZM95 189L98 190V191L96 192ZM222 189H220V186H219L218 189L217 188L215 189L216 191L214 190V192H216V193L211 192V191H207L206 188L200 190V197H202V198H199V201H200V203L203 202V203L200 204V209L202 207H204V208H202V210H204L206 212H209V211L215 212V211H217V209L219 207H221V202H222V197L221 196L224 193H226V188L225 189L222 188ZM92 190H95V191H92ZM150 190H152V191H150ZM120 191L122 193H120ZM125 191H127V192H125ZM147 191H148V193H147ZM40 192H43V193L41 194ZM107 193L111 194L112 196H114V198L112 200H110L111 202H109V203H108V200H106V198H105V195H107ZM115 193L117 195H115ZM168 193H171V195H169ZM211 193H213V196H212ZM103 194H105V195H103ZM209 194H211L212 197ZM220 194H222V195L220 196ZM43 195H44V197H43ZM165 195H167L168 197H165ZM116 198H117V200H116ZM33 199H34V201H33ZM113 200H114V202H113ZM160 200H162V201H160ZM165 200H168V201L165 202ZM207 200L209 201V203H207L208 202ZM156 201L157 202L160 201V202H158L159 206L157 205V203H155ZM210 201H212V202H210ZM33 202H34V204H33ZM162 202H164V203H162ZM116 203H117V205H116ZM117 206H118V208H117ZM169 206H170V208H169ZM171 206H174V207H171ZM206 206L207 207L209 206V207L207 208ZM110 207H112V208H110ZM114 207H115V210H116L115 212H119L120 211L118 214L115 213L116 217H114L115 214L113 213ZM158 207L160 208V211H159ZM108 208H109V210L111 209L110 210L111 211L110 214H112V215H110L111 218H110V216H108L109 215L108 214L109 210H107ZM117 210H119V211H117ZM173 211L177 213V216L175 215L176 213L175 214L173 213ZM178 213H179V215H178ZM160 214H163V215L159 216ZM170 215H172V216H170ZM119 216H122V217L119 218ZM130 216H131L132 219L130 218ZM135 216H136V218H135ZM163 216H164L165 219L163 218ZM174 216L177 217V218L175 217L176 220L169 219V217L174 218ZM62 219H64V220H62ZM109 219H110V221H109ZM166 219H167L168 222L166 221ZM100 221H102L103 224H104V222L105 223L108 222V224L106 223V224L103 225ZM111 221H114V222H116V224H118L117 228H118V231H119L120 238H112L110 236L112 231H111V226L109 225V223ZM160 221H162V222L166 221L165 223L169 224L170 226L169 225H165L164 222L162 223ZM193 221H192L193 223L190 221L191 224H192V225L190 224V226H192V229L194 228L193 230H197V232L199 233V235H198L199 238L197 239L198 242L196 243V245L204 246L205 248L212 249L214 247V245H215L216 240H215V237H213V233L212 232H207L208 229H207L206 222L202 221V220H194V219H193ZM95 222L98 223L97 224V225H99L98 227H97V225L93 224ZM174 223H175L176 227H175ZM195 224L197 226L196 228H195ZM92 225H94V226H92ZM94 227L99 228V231H101V233L98 232L96 229L94 230ZM165 227H166V229H165ZM172 227H173V231H174L173 234H172ZM184 229H185V231H184ZM109 230L111 232H109ZM97 234L99 236L102 235L104 240H103L102 236H100L102 238V241H101V238L99 236H97ZM93 235H94V237H92ZM168 238L171 239V240L169 241ZM172 238H173V240H172ZM206 238H207V240H206ZM92 243L94 244L93 246H91ZM211 243H212V245H211ZM203 244H205V245H203ZM89 245L91 247H93L94 249L90 248ZM95 247H96V249H95ZM173 247H175V248H173ZM88 249H89V251H88ZM174 249L176 250V251H174L175 254H173V251H172ZM85 250H87L88 253ZM84 251L86 252V255H88V257L85 254H83ZM211 259H213L212 256H211Z\"/></svg>",
  "mask_w": 264,
  "mask_h": 264
},
{
  "label": "bare ground",
  "instance_id": "2",
  "mask_svg": "<svg viewBox=\"0 0 264 264\" xmlns=\"http://www.w3.org/2000/svg\"><path fill=\"white\" fill-rule=\"evenodd\" d=\"M4 1L5 0H0V26H4L5 27V29H6V31H7V33H9V32H11V31H13V29H12V27L10 28V25H9V21L12 19L13 21H14V23L16 22V23H19L20 21H21V19H25V11H24V9H23V5H24V0H12V1H10V2H13L14 1V3H8L7 5H6V3L4 4ZM43 1V0H42ZM48 1V0H47ZM54 1V0H53ZM58 1V0H57ZM60 1V0H59ZM58 1V2H59ZM62 1V0H61ZM63 1H69L70 3H71V1H73V0H63ZM75 1V0H74ZM73 1V2H74ZM84 1V0H83ZM87 1V0H86ZM106 1V0H105ZM133 0H126V2H129V4L128 5H126V7H127V10H123V11H119L118 12V16L116 15V14H114L115 16H117L119 19H126L127 17H130V15L131 14H133L134 12V16L136 17L137 16V13H136V11L137 10H135V5H131V3H133L132 2ZM154 1H158V2H160V3H163L162 5L164 6V4H169V6H171V8L172 9H175V10H177V9H180V5H181V3H185L186 5H187V9L189 10H187V12L189 13V15H190V7H191V5H192V3H191V5H190V0H154ZM154 1H153V3H154ZM194 2H195V0H193ZM209 1H211V0H209ZM6 2H7V0H6ZM31 2V1H30ZM49 2V1H48ZM67 2H65V3H67ZM85 2V1H84ZM92 2V1H91ZM96 2H97V0H96ZM100 2V1H99ZM135 2V1H134ZM140 2V1H139ZM152 2V1H151ZM157 2V3H158ZM197 2V1H196ZM204 2V1H203ZM224 4V8H225V13L223 14L224 16H223V19H224V22H225V29H224V36H223V38L222 39H220V41L217 43V45L218 46H220V47H222L223 46V48L225 47V49H227V48H234V47H237L236 45H238V44H240V46H241V44H242V40H244L245 38H247L248 36H247V34L245 33V31L244 30H246V28H248V27H252V25H253V23H255L256 22V24H257V20L259 19V21H262V22H264V11H262V10H260L261 8H259V10L261 11V13L259 12L258 14L254 11H252V13L250 12L252 9H248V10H246L245 9V7H243V6H241V5H238V4H234V2L233 1H231V0H223L222 1ZM240 2V1H239ZM239 2H237V3H239ZM26 3H27V1H26ZM62 2H59V3H57L56 5H58V4H61ZM64 3V2H63ZM74 3H78L77 1L76 2H74ZM87 3V2H86ZM102 3V2H101ZM213 4H214V1L212 2ZM10 4H12V5H10ZM45 4H46V6H47V3L45 2ZM96 4V3H95ZM94 4V5H95ZM107 4V3H106ZM127 4V3H126ZM222 4V3H221ZM221 4H218L219 6H221L222 7V5ZM255 4V3H254ZM9 5V6H8ZM55 5V6H56ZM63 5H65L66 6V4H63ZM78 5H80V3L78 4ZM86 5H91V4H89V1H88V3L86 4ZM103 6H104V4H102ZM140 5H141V3H140ZM195 5V4H194ZM200 5V4H199ZM202 5V4H201ZM262 5V4H261ZM260 5V6H261ZM32 6V5H31ZM44 6V5H43ZM76 6V5H75ZM106 6V5H105ZM107 6H108V4H107ZM106 6V7H107ZM110 6V5H109ZM134 6V7H133ZM161 6V5H160ZM217 6V5H216ZM255 6V5H254ZM263 6H264V4H263ZM61 7V9L63 8V10H64V7H62V6H60ZM59 7V8H60ZM70 7H72V6H70ZM213 7V6H212ZM255 7H257V6H255ZM259 7V6H258ZM262 7V6H261ZM80 7H78L77 9H79ZM90 11L89 12H91V9L89 8V7H87ZM130 8H132V10L130 9ZM140 8V7H139ZM250 8V7H249ZM263 8V7H262ZM29 9H30V7H29ZM68 9H70V8H68ZM68 9H66L65 8V10H68ZM72 9V8H71ZM83 9H84V7H83ZM129 9V10H128ZM141 9V8H140ZM139 9V10H140ZM171 9V10H172ZM216 9H217V7H216ZM215 9V10H216ZM223 9V8H222ZM222 9H221V11H222ZM73 10H74V8H73ZM72 10V11H73ZM81 10H82V8H81ZM80 10V11H81ZM97 10V9H96ZM106 10V9H105ZM119 10V9H118ZM193 10H197L196 8L195 9H193ZM199 10L201 11V9L199 8ZM214 10V9H213ZM219 10H220V8H219ZM250 10V11H249ZM255 10V9H254ZM259 10H257L256 9V11H259ZM263 10H264V8H263ZM49 11V10H48ZM75 11V10H74ZM76 11H78V10H76ZM132 11H133V13H132ZM82 12V11H81ZM80 12V13H81ZM93 12V11H92ZM91 12V15L93 14ZM110 12V11H109ZM173 12V11H172ZM210 12H211V10H210ZM212 12H214V11H212ZM86 13H88V12H86ZM95 13V12H94ZM99 13V12H98ZM106 13H107V11H106ZM215 13H216V11H215ZM255 13V14H254ZM63 14H64V12H63ZM70 14H71V12H70ZM75 14H77V13H75ZM97 14V13H96ZM96 14H93L94 15V17H97V18H99V16H100V14H101V11H100V13L97 15V16H95ZM102 14H104L103 12H102ZM101 14V15H102ZM111 14H113V13H111ZM140 14V13H139ZM173 14H174V12H173ZM198 14V13H197ZM200 14V13H199ZM198 14V15H199ZM46 15V14H45ZM81 15H82V13H81ZM89 15H90V13H89ZM88 15V17H85L86 19H88L90 16ZM93 15H92V17H93ZM108 15V14H107ZM107 15H105L104 14V18H108V17H110L109 15H108V17H105V16H107ZM175 15H177V14H175ZM191 17H193V16H195V15H193V13H191ZM216 15H218V14H216ZM28 16H31L30 14L28 15ZM50 16V15H49ZM71 16H72V14H71ZM79 16H80V14H79ZM78 16V17H79ZM83 16V15H82ZM134 16H131V17H134ZM141 16H142V13H141ZM170 16H172V15H170ZM178 16V15H177ZM201 16H202V14H201ZM208 16V15H207ZM51 17V16H50ZM49 17V18H50ZM93 17V18H94ZM103 17H102V19H103ZM134 17V18H135ZM174 17V16H173ZM179 17H180V15H179ZM185 17V16H184ZM216 17H218V16H216ZM220 17V16H219ZM32 18V17H31ZM40 18V17H39ZM54 18V17H53ZM72 18H73V16H72ZM91 18V17H90ZM113 19H115L114 17H112ZM146 18V17H145ZM186 18V17H185ZM194 18V17H193ZM212 17H210V19H211ZM215 18V17H214ZM213 18V19H214ZM256 18H258V19H256ZM46 19V18H45ZM80 19V18H79ZM83 19H84V17H83ZM101 19V18H100ZM125 19H124V21H125ZM140 19H142V18H139V19H137V20H139L140 21V23H141V20ZM147 19V18H146ZM191 19V18H190ZM194 19H196V17L194 18ZM193 19V20H194ZM199 19V18H198ZM198 19H197V23H196V28H198V26H197V24L200 22H198ZM29 20V19H28ZM78 20V19H77ZM117 20V19H116ZM116 20H115V22H116ZM127 20V19H126ZM181 19H179L178 20V18H177V21H180ZM186 20H187V18H186ZM192 20V21H193ZM12 21V22H13ZM22 21H24V20H22ZM27 21V20H26ZM70 21V20H69ZM80 21H82L81 19H80ZM94 21H95V18H94ZM94 21H91V22H94ZM144 22H146L145 21V19L143 20ZM142 21V22H143ZM151 21V20H150ZM149 21V23H151ZM182 21H185V20H183L182 19ZM218 21V20H217ZM71 22V21H70ZM73 22H74V20H73ZM73 22H71V23H69L67 26H68V29H70L71 30V32L70 31H68L67 33H73L74 34V36L72 37V42H73V39L74 38H76L78 41H79V44H78V46L76 47V46H73V49H75V50H77V52L76 53H80V55L79 56H81L82 58V60H85L84 58L85 57H89V65H87V67H85V68H82L80 71H79V74L78 75H80V76H85V75H89V74H91V71H92V68H94L95 66H96V64L98 63V61H99V58H98V52H97V48L96 47H94V44H95V46H96V44L99 42H96V43H94L92 40L94 39H92V38H90V35H88L89 33H88V31H87V33L83 30V29H81V27H83V26H77L76 24H74ZM114 22V23H115ZM120 22V21H119ZM32 23H34V22H32ZM32 23L30 24V26L32 27L33 25H32ZM78 23V22H77ZM81 23V22H80ZM97 23H99V22H97ZM96 23V24H97ZM106 23V22H105ZM139 23V24H140ZM148 23V22H147ZM218 23H219V21H218ZM29 24V23H28ZM82 25H84V22L83 23H81ZM80 24V25H81ZM100 24V23H99ZM110 24V26L109 27H111L112 25H111V23H109ZM108 24V25H109ZM117 24V23H116ZM125 24V23H124ZM141 24H143V23H141ZM145 24V23H144ZM163 24V23H162ZM220 24V23H219ZM15 25V24H14ZM35 25V24H34ZM41 25V24H40ZM46 25V24H45ZM63 25H64V23H63ZM87 25V24H86ZM150 25V24H149ZM180 25V24H179ZM255 25V24H254ZM258 25V24H257ZM264 25V24H263ZM23 26V25H22ZM29 26V25H28ZM85 26V25H84ZM89 26H90V24H89ZM99 26V25H98ZM121 26V25H120ZM128 26V25H127ZM141 26V25H140ZM152 26V25H151ZM168 26V25H167ZM175 26H176V24H175ZM175 26H172L173 28H174V30H175ZM178 26V25H177ZM181 26H185V24L184 25H181ZM24 27H25V22H24ZM31 27H30V30H31ZM40 27V26H39ZM60 27V26H59ZM88 27V26H87ZM95 27H97V26H95ZM152 27H154V26H152ZM151 27V28H152ZM158 27V26H157ZM156 27V25H155V27H154V30H153V35H157L156 34V31H155V28H157ZM179 27V26H178ZM223 27V26H222ZM221 27V28H222ZM263 27V26H262ZM261 27V29L263 30V28ZM29 28V27H28ZM33 28V27H32ZM67 28V27H66ZM89 28V27H88ZM98 28V27H97ZM146 29H147V27H145ZM171 29V27H168L167 28V31H170V30H168V29ZM204 28V27H203ZM224 28V27H223ZM255 28V27H254ZM12 29V30H11ZM17 29V28H16ZM25 29V28H24ZM90 29H91V27H90ZM112 29V28H111ZM159 29V28H158ZM61 30H63L62 29V27H61ZM60 30V31H61ZM65 30V29H64ZM67 30V29H66ZM99 30V29H98ZM97 30V31H98ZM121 30V29H120ZM126 30V29H125ZM125 30H124V32H125ZM198 30V29H197ZM200 30V29H199ZM202 31L204 30V29H201ZM5 31V30H4ZM21 31H22V29H21ZM32 31H34V29L32 30ZM59 31V32H60ZM91 31V30H90ZM94 31V30H93ZM110 31V30H109ZM130 31V30H129ZM155 31V32H154ZM164 31H166V30H164ZM171 31H173V30H171ZM176 31H177V29H176ZM207 31V30H206ZM205 31V32H206ZM247 31H248V29H247ZM99 32V31H98ZM113 32V31H112ZM117 32L119 33V31H118V29H117ZM191 31H190V29H188V30H183V29H181L180 27H179V30L177 31V32H175V33H172V34H170V36H167V37H169V46L171 47V45H173V46H175V48H177L176 49V51H179V56L181 55L182 57H183V55H185V54H187V53H183V50H184V52L185 51H190V48L191 49H193L194 50V52H192L194 55H199V56H201L200 54H205V52H204V50H201V41H202V39H200L199 37L198 38H196V39H194V41L192 40L191 41V38H192V35H194V34H192V33H190ZM219 32H220V30H219ZM259 32H261V31H259ZM63 33H65V31L63 32ZM92 33H95V32H91V37H92ZM100 34H97V35H99L100 37L103 35L102 34V32H99ZM129 33V32H128ZM132 33H133V31H132ZM131 33V34H132ZM143 33H144V31H143ZM147 33V32H146ZM145 33V34H146ZM170 33V32H169ZM193 33H195V32H193ZM201 33V32H200ZM56 34H57V32H56ZM60 34H61V32H60ZM69 34V35H70ZM104 34H106V33H104ZM120 35L122 34V33H119ZM136 34H137V32H136ZM135 34V32H134V36L136 35ZM141 34V33H140ZM192 34V35H191ZM202 34V33H201ZM207 34H209V32L207 33ZM211 34V33H210ZM215 34V33H214ZM217 34V33H216ZM219 34V33H218ZM58 35V34H57ZM66 35V34H65ZM72 35V34H71ZM116 35H118L117 33H116ZM147 35V34H146ZM146 35L144 36V38L146 37ZM169 35V34H168ZM204 35H206V34H204ZM221 35H223V34H221ZM256 35H258V33L256 34ZM260 35V34H259ZM59 37H57V38H59V40H60V38L62 37H60V35H58ZM126 35H124L123 37H125ZM149 36H151V35H149ZM148 36V37H149ZM159 36V35H158ZM196 36V35H195ZM207 36H209V39H211V36L210 35H207ZM216 36V35H215ZM54 37H56V35H55V33L51 30V28H39L35 33H31V32H26V34L25 33H23V35H18L17 37H15L14 38V41H13V44L9 47V45L8 46H6L3 42H0V55H3L4 56V58H5V60H4V63H2L1 62V60H0V94H5V93H9V91H10V89L11 88H13L14 89V91L11 93V94H8L7 96H4V97H1L0 98V106H3V107H5L6 105H9V104H11V103H13V102H17V101H22V100H25L26 98H28V97H32L33 98V96L34 95H36V94H38V92L39 91H42V90H45L46 88H45V85H46V83H45V81L47 80V79H49V75H52V74H49L48 75V73H50L49 71H52V67L54 66V64H55V58H53L52 59V57L53 56H48L47 54H46V56L45 55H43L44 53H42L41 52V50H43V48H47V49H49V48H51V43H52V41H53V45H55L54 47L55 48H57L56 46H60V47H62L61 46V44L63 45L64 43H61V41H60V45H58V44H54V40L53 39H55ZM64 37V36H63ZM113 36H111L110 38H112ZM118 37H119V35H118ZM121 37V36H120ZM132 37V36H131ZM138 37H139V32H138ZM142 37H143V35H142ZM154 37V36H153ZM201 37H203V36H201ZM206 37V36H205ZM259 37V36H258ZM262 37V36H261ZM65 38H67V37H65ZM68 38H69V36H68ZM98 38V37H97ZM103 38V37H102ZM122 38V37H121ZM121 38H120V40H121ZM129 38H130V33H129ZM136 39H140L141 40V38H137V37H135ZM144 38H142L143 40H144ZM165 38H166V36H165ZM164 38V39H165ZM194 38V37H193ZM221 38V37H220ZM249 38V37H248ZM64 39V38H63ZM70 39V38H69ZM75 39V40H76ZM100 39V38H99ZM125 39H127V37L125 38ZM154 39V38H153ZM203 39H204V37H203ZM206 42L208 41V38L206 37ZM250 39V38H249ZM74 40V42H76ZM96 40H98V39H96ZM95 40V41H96ZM103 40V39H102ZM101 40V41H102ZM124 39H122V41H123ZM143 40L141 41V42H143ZM146 40H151L150 39V37H149V39H146ZM146 40H144L145 41V43L147 44V42H146ZM213 40V39H212ZM256 40H258V38L256 39ZM56 41H57V39H56ZM77 41V42H78ZM125 41V40H124ZM148 41V42H149ZM153 40H151L150 41V43L152 42ZM69 42H70V40H69ZM73 42V43H74ZM129 42V41H128ZM212 42V41H211ZM210 42V43H211ZM254 42V41H253ZM263 42V41H262ZM100 43V42H99ZM99 43H98V45H99ZM102 44H103V42H101ZM154 43V42H153ZM203 43V42H202ZM213 43V42H212ZM215 43V42H214ZM213 43V44H214ZM215 43V44H216ZM65 44H67V42L65 41ZM75 44H77V43H75ZM74 44V45H75ZM127 44V43H126ZM142 44V43H141ZM145 44V45H146ZM149 44V43H148ZM159 44V43H158ZM161 44V43H160ZM164 44V43H163ZM204 44V43H203ZM214 44V45H215ZM255 44H256V41H255ZM257 44H258V42H257ZM257 44L255 45V47L257 46ZM259 44H260V47L262 48V49H264V43H261V41L259 42ZM52 45V46H53ZM69 45H71V46H69V48L71 49L72 48V43L70 42V44ZM106 45H108V44H106ZM105 45V46H106ZM125 45V44H124ZM151 45H153V44H151ZM162 45V44H161ZM207 45V44H206ZM210 45V47H211V45L212 44H209L208 43V45L207 46H209ZM214 45H213V47H214ZM112 46V45H111ZM115 46V50H116V44L114 45ZM122 46H123V44H122ZM127 46V45H126ZM143 46H144V44H143ZM147 46V45H146ZM168 46V47H169ZM217 46V47H218ZM60 47L58 48L59 50H60ZM66 47V46H65ZM74 47H76V48H74ZM102 48L104 47L103 45L101 46ZM145 47V46H144ZM151 47V46H150ZM154 47H155V45H154ZM254 47V48H255ZM259 47V46H258ZM259 47V48H260ZM53 48V47H52ZM101 48V49H102ZM125 47H123V49H124ZM152 48V47H151ZM160 48V47H159ZM163 48V47H162ZM172 48V47H171ZM174 48V47H173ZM223 48H220V50H216V48H215V51L213 52L214 54H215V56L216 57H221V56H223V55H225V52H224V50H223ZM69 49V50H70ZM97 49V50H96ZM100 49V48H99ZM108 49L110 50L111 48H109L108 47ZM158 49V48H157ZM156 49V50H157ZM205 49H206V47H205ZM214 49V48H213ZM237 49V48H236ZM241 49V48H240ZM46 49H44L43 51H45ZM52 50V49H51ZM55 50H57V49H55ZM59 50H57V51H59ZM64 50V49H63ZM62 50V53L64 52V51H66V50H64L63 51ZM107 50V48H105V51ZM113 50V53H114V49H112ZM125 50L127 51V49L125 48ZM124 50V51H125ZM172 50V49H171ZM192 50V51H193ZM212 50V49H211ZM252 50V49H251ZM256 51L258 50V49H255ZM260 50V49H259ZM57 51H54V52H56L57 53ZM73 51V50H72ZM111 51V50H110ZM109 51V52H110ZM145 51V52H144ZM147 50H145V48L143 49V47H141V49H139V51H138V53L137 54H139L140 55V59H141V61H143L142 63H144L145 62V60H146V55H147V52H146ZM153 51H155V50H153ZM160 51V53H161V50H159ZM158 51V52H159ZM163 51V50H162ZM172 51H174V50H172ZM181 51H182V53H181ZM250 51V50H249ZM261 51V50H260ZM60 52H61V50H60ZM60 52L59 53H57V54H60ZM70 52V51H69ZM68 52V50H67V52H65V53H69ZM108 52V51H107ZM112 52V51H111ZM151 53H153L152 51H150ZM191 52V51H190ZM240 52V51H239ZM259 52V51H258ZM46 53H48L47 51H46ZM56 53H55V55H56ZM71 53V52H70ZM69 53V54H70ZM73 53V52H72ZM105 53V52H104ZM104 53H103V55H104ZM108 54L109 56H112V55H114V54ZM127 53V52H126ZM157 52H155V54H156ZM166 53V52H165ZM169 54L171 53V51L170 52H168ZM167 53V54H168ZM175 53L177 54V52H174V54L173 55H175ZM181 53V54H180ZM189 53V52H188ZM192 53H190L191 55H192ZM210 53H211V51H210ZM238 53V52H237ZM236 53V54H237ZM249 53V52H248ZM252 53V52H251ZM261 53H262V58H263V60H262V58L260 59V56L258 57L263 63V65H262V67H261V72L260 71H258L259 73H261V74H263L264 75V51H261ZM52 54H54L53 53V51H52ZM51 54V55H52ZM74 54V53H73ZM100 54V53H99ZM116 54H117V52H116ZM115 54V55H116ZM128 55H129V52L127 53ZM126 54V55H127ZM154 54V55H155ZM164 54V53H163ZM162 54V55H163ZM168 54V55H169ZM172 54V53H171ZM189 54V55H190ZM207 54H209V53H207ZM260 54V53H259ZM49 55H50V53H49ZM72 55V54H71ZM70 55V56H71ZM75 55V54H74ZM73 55V56H74ZM107 55V54H106ZM151 55V54H150ZM161 55V54H160ZM161 55V56H162ZM188 55V54H187ZM186 55V58L188 59V57H189V55L187 56ZM256 55V54H255ZM258 55V54H257ZM60 56H61V54H60ZM59 56V57H60ZM76 56V55H75ZM159 56V55H158ZM157 56V57H158ZM160 56V57H161ZM167 55H165V57H166ZM170 56V55H169ZM168 56V57H169ZM177 56V55H176ZM181 56H180V58H181ZM193 56V55H192ZM198 56V57H199ZM204 55H202V57H203ZM58 57V56H57ZM56 57V58H57ZM66 57V56H65ZM99 57H102V56H99ZM104 57H106V56H104ZM117 57V56H116ZM125 57V56H124ZM123 57V58H124ZM130 57H132V56H129V58ZM151 57V56H150ZM197 57V60L200 58H198ZM215 57V58H216ZM234 57V56H233ZM239 57V56H238ZM245 57V56H244ZM247 57H248V55H247ZM60 58H63V57H60ZM69 58V57H68ZM74 58V57H73ZM109 59L111 58V60L113 59V56L112 57H108ZM145 58V59H144ZM164 58V57H163ZM167 58V57H166ZM175 57H173V59H174ZM184 58H185V56H184ZM184 58H181L182 60L184 59ZM185 58V59H186ZM191 58L193 59V60H191ZM189 57V62H187V61H185V62H187V64L189 65L190 64V61L192 62L193 61V63H194V61H196L197 62V64L195 63V64H193V65H195L194 67H196L197 65H201L200 63H202V62H204V61H201L200 62V59H199V61H197V60H195L193 57ZM210 58V57H209ZM218 58H217V60H218ZM250 58V57H249ZM249 58H247V59H249ZM255 58L256 59H254V57H253V59L254 60H257L258 58L255 56ZM81 59H80V61H81ZM88 59V58H87ZM114 59H115V56H114ZM148 59V58H147ZM165 59V58H164ZM168 59V58H167ZM170 59H171V57H170ZM176 59V58H175ZM177 59H179V57L177 58ZM181 59H179V61L181 60ZM184 59V60H185ZM206 59V58H205ZM208 59V58H207ZM236 59V58H235ZM239 59H241V58H239ZM259 59H258V62H259ZM63 60V59H62ZM71 60V59H70ZM70 60L68 61V62H70ZM74 60V59H73ZM79 60V59H78ZM101 58H100V61H99V66H100V62H101ZM106 60V59H105ZM111 60H108V61H105V62H111ZM166 60V59H165ZM216 60V61H217ZM225 60V59H224ZM227 60V59H226ZM230 60V59H229ZM59 61V60H58ZM58 61H57V63H58ZM61 61V60H60ZM64 61H65V59H64ZM131 60L129 59V62H130ZM140 61V62H141ZM159 61H161V60H159ZM179 61H177V64H179L178 62ZM215 61V62H216ZM237 61V60H236ZM245 61H247L248 62V60H245ZM54 62V63H53ZM61 62H63V61H61ZM71 62H73L72 60H71ZM113 62H115V63H117V61H113ZM112 62V63H113ZM154 62H155V60H154ZM169 61L167 60L166 62H165V64L166 63H168ZM171 62V61H170ZM182 62H184V61H182ZM184 62V63H185ZM198 62H199V64H198ZM218 62V61H217ZM229 62V61H228ZM227 62V63H228ZM240 62V61H239ZM241 62H243V61H241ZM240 62V63H241ZM252 62H255V64L257 63L258 64V62H256V61H252ZM60 63V62H59ZM58 63V64H59ZM83 62L81 61V64H82ZM85 63H87V62H85ZM102 63V62H101ZM112 63H109V64H111V65H113ZM128 62H126V64H127ZM134 63V62H133ZM142 63H139V64H142ZM147 63H150V62H147ZM155 63H157V60H156V62ZM61 64V63H60ZM130 64V63H129ZM157 64H159V63H157ZM164 63L161 65L162 67H160V68H162V69H160L159 71L157 70V72L155 71V69H152V70H147V72H146V69H148L147 68V65H146V67L144 68L145 69V73L143 74V79L145 80V81H143V82H146V83H148L149 85H152V86H154L156 89H155V91H156V94H155V97H159L160 98V96H163L167 91L169 92V90L171 89H174V88H170V85L168 84V82H169V80L171 79V77H170V75L167 73L168 71L166 70L165 71V65ZM169 64V63H168ZM167 64V65H168ZM216 65H217V63H215ZM249 64H251V60H250V63H248L247 65H249ZM64 65V64H63ZM68 65H71L70 63L68 64ZM102 65H104V64H102ZM115 65V64H114ZM135 66H133L132 65V63L130 64V66H133V67H136L137 66V64H134ZM150 65H152L151 63H150ZM167 65H166V67H167ZM171 65H172V63H171ZM170 65V66H171ZM180 65H182V64H179V66ZM185 65H186V63H185ZM229 65V64H228ZM234 65V64H233ZM239 65H241L242 66V63L241 64H239L238 63V66ZM252 65V64H251ZM260 66H261V64H259ZM105 66H107V64H105ZM116 66V65H115ZM117 66H119V65H117ZM127 66V65H126ZM129 66V67H130ZM156 66H160V65H156ZM164 66V67H163ZM169 66V65H168ZM176 66V65H175ZM175 66H173V68H175ZM189 66H191V64L189 65ZM227 66V65H226ZM258 66V65H257ZM63 67V66H62ZM66 67H67V65H66ZM65 67V68H66ZM78 67V66H77ZM76 67V68H77ZM97 67V66H96ZM112 68H113V66H111ZM121 67H122V65H121ZM225 67V66H224ZM229 67H230V65H229ZM243 67V66H242ZM247 66H246V64H245V68H246ZM253 67H256V65L255 66H253ZM64 68V67H63ZM111 68V69H112ZM119 67H117L116 69L118 70L116 73H118L119 72V69H118ZM150 68H151V66H150ZM159 68V67H158ZM157 68V69H158ZM231 68V67H230ZM233 68V67H232ZM231 68V69H232ZM238 68H240V67H238ZM260 68V67H259ZM258 68V69H259ZM56 69H57V67H56ZM61 69V68H60ZM108 69V68H107ZM107 69L105 70L106 72H108L107 71ZM113 69H115V68H113ZM123 69H124V67H123ZM128 69V68H127ZM133 69L134 70H137L138 68H132V70H129V72H130V80H132L134 83L132 84V85H137L138 83L140 84V77L137 79L138 80V82H135L136 81V71H133ZM141 69V68H140ZM167 69V68H166ZM186 69V68H185ZM192 69V68H191ZM198 71H199V69H200V71L201 72H203V70H201L202 69V67L200 68L199 67V69H198V67L196 68ZM203 69H204V67H203ZM208 69V67H206V70ZM246 69H248V68H246ZM257 69V70H258ZM63 71L65 70V69H62ZM75 70V69H74ZM190 70V69H189ZM193 70V69H192ZM236 70V69H235ZM235 70H230L231 72L232 71H234L235 72ZM248 70H250V69H248ZM253 70H255V72H256V69H253ZM56 71H58V69L56 70ZM70 71V70H69ZM68 71V72H69ZM110 71V70H109ZM114 71V72H113ZM115 71L116 70H111L109 73H115ZM143 71V70H142ZM141 71V72H142ZM193 71H195V70H193ZM197 71V72H198ZM199 71V72H200ZM229 71V72H230ZM245 71V70H244ZM59 72H62L61 70L59 71ZM67 71H65V73H66ZM71 72V71H70ZM97 72V71H96ZM105 72V73H106ZM134 72V73H133ZM198 72V73H199ZM217 72V71H216ZM237 72V71H236ZM245 72H247V71H245ZM244 72V73H245ZM56 73V72H55ZM94 73V72H93ZM124 73V72H123ZM212 73V72H211ZM238 73V72H237ZM243 73V72H242ZM241 73V74H242ZM249 73V72H248ZM254 73V72H253ZM53 74H54V72H53ZM72 74V73H71ZM75 74V73H74ZM97 74V73H96ZM95 74V75H96ZM102 74V73H101ZM192 74L193 73H191V76H189V77H192ZM200 74V73H199ZM234 74V73H233ZM239 74V73H238ZM246 74V73H245ZM252 74V73H251ZM260 74V75H261ZM77 75V74H76ZM107 75V74H106ZM184 75H185V73H184ZM198 75V74H197ZM201 75H202V73H201ZM209 75V74H208ZM208 75H206V76H208ZM235 75V74H234ZM240 75V74H239ZM263 75L262 76H258V77H256L255 75V77L252 79L251 77H252V75H251V80H249L250 81V86L252 87V85H254V84H257V83H260L259 81H261V80H264V78H263ZM64 76V75H63ZM67 77L69 76V75H66ZM72 75H70L69 77H71ZM139 76V75H138ZM175 76V75H174ZM183 76V75H182ZM194 76V75H193ZM196 76V75H195ZM198 76H200V75H198ZM211 76L212 75H210V78H211ZM213 76H216V75H213ZM219 76V75H218ZM217 76V77H218ZM224 76V75H223ZM91 77H93V76H91ZM96 77V76H95ZM94 77V78H95ZM103 78H104V76H102ZM102 77H101V79H102ZM228 77H230V76H228ZM234 77H236V76H234ZM240 77V76H239ZM243 76L241 75V78H242ZM247 77V76H246ZM52 78V77H51ZM57 78H61L60 77V74L58 75V77ZM89 78V77H88ZM174 78V77H173ZM199 77H197V79H198ZM204 78V77H203ZM216 77H214V79H215ZM249 77H247V78H245L247 81H248V79H250ZM55 79V78H54ZM71 79V78H70ZM75 79H76V77H75ZM78 79V78H77ZM90 79V78H89ZM105 79V78H104ZM114 79H115V77L114 76H111L110 77V81H114ZM175 79V78H174ZM196 79V78H195ZM196 79V80H197ZM199 79H201L199 82H198V84L202 81V78L200 77ZM207 79V78H206ZM213 79V80H214ZM238 79L239 78H235V80H234V83H236V80H237V83H239V84H241L240 83V81H238ZM56 80V79H55ZM66 80H68V79H65V81H63L64 83L63 84H65L66 82H68V81H66ZM79 80V79H78ZM187 80V76H186V79H185V81ZM192 80V79H191ZM209 80V79H208ZM242 80V79H241ZM246 80H243L244 82L246 81ZM54 81V80H53ZM72 81V80H71ZM77 81V80H76ZM132 81L131 82H129V83H132ZM187 81H189V79L187 80ZM186 81V82H187ZM194 81V80H193ZM242 81V82H243ZM248 81V82H249ZM252 81V82H251ZM60 82V81H59ZM70 82V81H69ZM75 81H73V83H74ZM142 82V81H141ZM143 82L141 83V84H143ZM218 82V81H217ZM225 82V81H224ZM248 82H245V83H248ZM52 83V82H51ZM61 84H62V81L60 82ZM72 83V82H71ZM80 83V82H79ZM86 83V82H85ZM91 83V82H90ZM93 83V82H92ZM98 83V82H97ZM100 83V82H99ZM190 83V82H189ZM189 83H187V84H189ZM208 83V82H207ZM211 83V82H210ZM263 83V82H262ZM45 84V85H44ZM60 84V85H61ZM68 84V83H67ZM66 84V85H67ZM70 84V83H69ZM75 84H77V83H75ZM81 84V83H80ZM79 84V85H80ZM84 84V83H83ZM95 83H93V84H90V85H94ZM138 84V85H139ZM145 84V83H144ZM224 84V83H223ZM249 84V83H248ZM73 87H74V85L73 84H71ZM97 85L98 84H95L94 86L95 87H97ZM101 85V84H100ZM130 85V84H129ZM132 85H130V86H132ZM146 85V84H145ZM148 85V86H149ZM191 85H192V83H191ZM190 85V86H191ZM194 85H195V83H194ZM193 85V86H194ZM243 85H244V87H243V89L241 88V86H240V88L242 89V90H244V88H245V85L246 84H244L243 83ZM50 86V85H49ZM70 86V85H69ZM75 86H77V85H75ZM102 86V85H101ZM140 86V85H139ZM139 86H136L137 88H138V90H139ZM148 86H147V88H148ZM151 86V87H152ZM182 86L183 85H179L178 87H177V89H176V83H175V91L177 90V91H180V88H182ZM197 86V85H196ZM248 86V85H247ZM249 86V87H250ZM50 87H52V86H50ZM59 87V86H58ZM57 87V88H58ZM65 87V86H64ZM64 87H63V89H64ZM67 87V86H66ZM82 87H85V85L84 86H82ZM150 86H149V88H151ZM171 87H172V85H171ZM188 87V86H187ZM186 86H185V90H186V88H187ZM238 87V85H236L235 87H232V88H237ZM261 87V86H260ZM77 88V87H76ZM75 88V89H76ZM80 88V87H79ZM98 88V87H97ZM131 88H133V87H129V89H131ZM137 88H136V90H137ZM146 88V87H145ZM146 88V89H147ZM191 88V87H190ZM189 88V89H190ZM192 88H194V87H192ZM211 88V87H210ZM224 88V87H223ZM240 88L238 87V89L240 90ZM254 88V87H253ZM50 89V88H49ZM55 89H56V87H55ZM54 89V90H55ZM61 89V88H60ZM65 89H70V88H65ZM74 88L72 89V90H70V91H73V92H75L76 90H75ZM134 89H135V87H134ZM134 89H132L131 91H133ZM141 89H143L144 90V87L141 85V88H140V90ZM151 89H153V87L151 88ZM151 89H149V90H151ZM168 89V90H167ZM197 89V88H196ZM263 89V88H262ZM75 90V91H74ZM78 90V89H77ZM96 90V89H95ZM98 90H100V91H103V90H101V88L100 89H98ZM137 90V92L139 93V95L141 96V97H139L141 100L143 99V97L145 96H147V94H143V93H140V92H142V91H138ZM238 90V92H240ZM248 90H250V92H252V91H254V90H252L251 91V89H247V91L246 92H248ZM256 90V89H255ZM62 92L64 91V90H61ZM60 91V92H61ZM69 91V90H68ZM68 91H65L64 93H62V95L60 94L59 96H61V100H60V102L59 103H61V105H62V109H61V112L62 113H64L63 115L65 116H63V119L65 120V123H64V120L63 119H61L62 117L60 116L59 118H58V120L60 121H62L63 122V124H64V126H61V125H63V124H61L60 125V123L61 122H55V123H57V124H59L60 126H61V128L63 129V130H66V133H65V135L67 134L68 135V137L69 138H71L72 140H74V136H73V133H71V132H69V131H67V130H69V121H70V119H71V117H70V115H68V110H67V103H68V101H67V98H68ZM69 91V92H70ZM145 91H148V90H145ZM153 91V90H152ZM176 91V92H177ZM183 91V90H182ZM194 91V90H193ZM236 92H237V90H235ZM53 92H55V91H53ZM97 92V91H96ZM137 92H135V93H137ZM149 92V91H148ZM148 92H146V93H148ZM170 92H172V91H170ZM199 92V91H198ZM233 92V91H232ZM236 92H234V94L236 93ZM242 92V91H241ZM240 92V93H241ZM246 92H244V93H246ZM263 92H264V90H263ZM94 93H95V91H94ZM98 93H100V92H98ZM174 92H172V95H174V96H177V97H179V93L180 92H178V94L179 95H176L175 93L173 94ZM201 94H202V92H200ZM204 93V92H203ZM240 93H237V95H239ZM254 93H255V91H254ZM258 93V92H257ZM42 94V93H41ZM72 94V93H71ZM102 95H103V93H101ZM131 94H132V96L134 95V92H131ZM144 96H143V95ZM150 94H152V92H150ZM154 94V93H153ZM152 94V95H153ZM182 94V93H181ZM187 94V93H186ZM199 94V93H198ZM201 94H200V96H201ZM205 94H206V92H205ZM231 94V93H230ZM230 94L229 95H227L226 97H224L225 99H227L228 98V100L231 102V98H229V97H231V96H236V94L235 95H232L231 94V96H230ZM248 94V96L249 95H251L249 92L248 93H246L244 96H246ZM43 95V94H42ZM53 95H54V93H53ZM91 95V94H90ZM94 95H97L96 93L94 94ZM100 94H98L96 97L97 98H102L103 96L101 95V96H99ZM137 95V94H136ZM149 95V94H148ZM192 95V94H191ZM193 95H194V93H193ZM192 95V96H193ZM204 95V94H203ZM242 95V94H241ZM89 96V95H88ZM166 96H168L167 94H166ZM171 96V95H170ZM186 95H183V97H182V100L183 101H185L186 99H184V97H185ZM195 96V95H194ZM197 96V95H196ZM200 96H199V98H198V101H199V99H201L200 98ZM243 96V97H244ZM245 97V98H251V97ZM251 96H253V92H252V95ZM254 96H256V93L254 94ZM260 96H262V97H260ZM82 97V96H81ZM144 97V98H145ZM151 99L153 98L152 96H149ZM204 97V96H203ZM213 97V96H212ZM212 97L210 96V98L212 99ZM238 97V96H237ZM243 97H242V99H243ZM263 97H264V95H259V98L258 97H254V99H256V98H258V99H263ZM42 98V97H41ZM59 98V97H58ZM137 98H138V95H137ZM171 98V97H170ZM221 98V95L219 96V99ZM240 98V97H239ZM134 99H136L135 97H134ZM151 99H149V100H151ZM154 99V98H153ZM157 99V101L159 100L158 98H156ZM204 99V98H203ZM218 99V98H217ZM234 99L235 98H232V100L234 101ZM241 99V100H242ZM252 99V98H251ZM37 100V99H36ZM36 100H33L34 102L36 101ZM42 100V99H41ZM40 100V101H41ZM78 100H79V98H78ZM77 100V101H78ZM84 100V99H83ZM86 100V99H85ZM88 100V99H87ZM105 100V99H104ZM104 100H102V101H104ZM139 100V99H138ZM137 99L135 100V101H138ZM138 101V102H142V104L144 105L143 107L142 106H140L139 104H138V106L133 110V112H132V115H133V118H132V122H131V126H130V129H131V131H132V134H130V136H128V140L127 141H125V143L123 144V146L122 147H118V146H116L117 145V143H119V138L118 139H116L115 140V142H112V145H110V146H113V143H114V147H110V149H109V152L107 151V144L109 143V142H107V144L105 145V146H107V147H103V148H96V149H93V151L94 150H96V154H94L93 152V154H94V156H95V161H96V163H95V161H93L92 162V160L91 159H89V160H91V165H87V166H84L83 168L81 167V169H79L80 171H82V172H85L86 173V175H97V174H101L100 172H101V169H103L104 171H114V170H117V168H121L123 171H125L126 169H127V167H128V165H130V164H128L127 163V167H124V165H126V164H123V163H125V157L127 156L128 157V155H131V153L134 151V156H135V151H136V149L137 148H142V149H144L147 145H146V143L147 142H149V139H150V137H151V135H149V133L150 132H152V136H154V134H153V131H154V129H153V131L151 130L150 131V129H149V127H151V129H152V126H150L151 125V122H153L152 120H153V118L155 117H152V115H150L152 112H153V114L155 113V111H152V110H147V108H150V106H151V103H153V101L152 102H149L150 103V106L149 105H145L146 103H143V101ZM155 100V99H154ZM166 100L167 99H165V101H163V102H166ZM173 100V99H172ZM172 100L170 99V101L172 102ZM205 101H206V98L204 99ZM236 100H238V98L236 99ZM240 100V101H241ZM70 101V100H69ZM75 99H74V103H75ZM76 101V102H77ZM92 101H93V99H92ZM102 101H100V99H99V101L98 102H96V103H98V104H96L97 106H96V108L98 107V108H102V106H99L100 104L99 103H102ZM175 100H173V103H175L174 102ZM178 101H179V99H178ZM190 101V100H189ZM193 101V100H192ZM196 101V100H195ZM201 101H203L202 99H201ZM200 101V102H201ZM240 101H238L239 103H238V105H240ZM249 101V100H248ZM247 101V102H248ZM256 101H258V100H256ZM260 102H262V101H264V100H259ZM258 101V102H259ZM44 102H45V100H44ZM80 102H82V101H80ZM84 103H85V105H86V101H83ZM137 102V103H138ZM169 102V101H168ZM199 102V103H200ZM204 102V101H203ZM216 102V101H215ZM237 102V101H236ZM257 102V103H258ZM33 103V102H32ZM104 103V102H103ZM149 103H147V104H149ZM158 103V102H157ZM160 103H162V101L160 102ZM173 103H170V107H171V104L172 105H174ZM179 103V102H178ZM185 103H186V101H185ZM189 103V102H188ZM191 103V102H190ZM189 103V104H190ZM198 103V104H199ZM244 103V102H243ZM248 103H250V105H251V102L249 101ZM254 103L255 102H252V104L254 105ZM257 103H255V106H254V108L255 107H259L260 106V104L258 105ZM263 103V102H262ZM34 104H36V103H34ZM33 104V105H34ZM48 104V103H47ZM71 104V103H70ZM69 104V105H70ZM76 104V103H75ZM80 103H78V105H79ZM94 104V103H93ZM198 104H195V106L194 107H198L197 105ZM208 104V103H207ZM221 104V103H220ZM246 105V107L247 106H249V105H247V103H245ZM256 104H257V106H256ZM40 105V104H39ZM56 105H58V104H56ZM68 105V106H69ZM72 105H73V103H72ZM83 105V104H82ZM85 105H83L82 106V108H84V106ZM164 105H167V103L166 104H164ZM178 106H182L183 107V109H184V111H185V109H188L189 107H191V106H189V105H187V104H185V105H182V104H177ZM193 105H194V101L192 102V107L191 108H189V109H192L193 108ZM199 105H203V104H199ZM214 105V104H213ZM225 105H227V103L225 102ZM242 105V104H241ZM37 106V105H36ZM42 106H49V105H45L44 103H42V105H41V107ZM53 106V105H52ZM52 106H51V108H52ZM80 106H81V104H80ZM89 106H91V104H89ZM104 106V105H103ZM145 106H147V108H145ZM149 106V107H148ZM156 106V105H155ZM157 106H159V104L157 105ZM163 106V105H162ZM168 106V107H169ZM215 106H217V105H215ZM214 106V107H215ZM230 107H231V105H229ZM234 106V105H233ZM252 106V105H251ZM7 107V106H6ZM50 107V106H49ZM49 107H48V109H49ZM54 107V106H53ZM70 107H72V106H70ZM74 107H76L75 105H74ZM88 106H86V108H87ZM154 107V106H153ZM166 107V106H165ZM165 107H163L164 108V110L166 111L167 109H169V108H166L165 109ZM173 107V106H172ZM175 107V106H174ZM199 107H201V106H199ZM204 107H208V106H204ZM261 107V106H260ZM260 107H259V109H260ZM33 108H35V107H33ZM37 109L39 108V106L38 107H36ZM42 108H44V107H42ZM57 108V107H56ZM89 108V107H88ZM93 108V107H92ZM100 108V109H101ZM156 108V107H155ZM161 108V107H160ZM220 108V107H219ZM226 108V107H225ZM236 108H237V106H236ZM242 108H244V106L242 107ZM250 108V107H249ZM253 108V107H252ZM254 108L253 109H250V110H252V112H253V110H254ZM263 108V109H262ZM260 110L262 111H264V106L262 107ZM44 109H47V108H44ZM99 109V110H100ZM104 109L105 108H103V112H104ZM151 109V108H150ZM175 109V108H174ZM174 109L172 110H170V111H172V112H170L169 111V115L170 114H172L173 113V111H174ZM178 109L182 112V110H181V108H177V111H178ZM188 109V110H189ZM200 109H203L204 111L206 110V109H204V108H200ZM238 109H241L240 108V106H239V108ZM246 109V108H245ZM259 109L257 108L256 110V113L259 111ZM31 110H32V108H31ZM60 110V109H59ZM75 110V109H74ZM84 110H85V108H84ZM100 110V112H102ZM154 110V109H153ZM196 110V109H195ZM194 110V111H195ZM215 110V109H214ZM217 110V109H216ZM222 110V109H221ZM223 110H224V108H223ZM241 110H243V109H241ZM249 110V109H248ZM250 110H249V113H250ZM25 111V110H24ZM33 111V110H32ZM31 111V112H32ZM92 111H93V109H92ZM152 111V112H151ZM156 111H158V110H156ZM164 111V112H165ZM176 111V110H175ZM187 111V110H186ZM224 111H226V109L224 110ZM235 111V110H234ZM233 111V112H234ZM255 111V110H254ZM48 112V111H47ZM50 112V111H49ZM54 112H56L55 110H54ZM54 112H51V113H54ZM85 112V111H84ZM102 112V113H103ZM151 112V113H150ZM159 112V111H158ZM168 111H166L165 113H167ZM179 112V111H178ZM191 112V111H190ZM190 112H189V115H190ZM211 112V110L210 111H208V113H210ZM217 111H215V113H216ZM244 112H246V111H244ZM243 112V113H244ZM252 112L250 113L251 115H253V118L255 119L254 121H256V118L258 119V117L256 116L255 117V115H256V113H255V115L254 114H252ZM25 113H28V110H27V112L25 111L24 112V114ZM43 113V112H42ZM56 113H58V111L56 112ZM102 113H98L99 115L100 114H102ZM157 113V112H156ZM161 113V112H160ZM159 113V114H160ZM163 114V113H161L162 115H165V116H168L167 114ZM180 113V112H179ZM191 113H194V112H191ZM197 113V112H196ZM195 113V114H196ZM205 113V115L206 116H208L209 114H207V112H204ZM212 113V112H211ZM239 113H240V110H239ZM239 113H230L229 114V111H228V115H226L225 116V118L224 119H220V120H223V125L225 124L227 127H228V131H227V133H229L228 135L226 134L225 135V137L223 138V139H225V143L223 144V148L222 147H220L221 148V150H222V152H220V154H219V157H220V161H219V163L218 164H220L219 165V167H220V174L218 175V177L216 176V177H213L212 176V174H211V176L212 177H210L209 176V174L205 171V173H203L202 171H200V169H199V167L197 166L198 164V162L196 163V160H195V164L193 165V164H189V166L187 167V170H186V173H188V174H190V179H191V184H190V192H187V191H185V189H186V187H188L189 185H186V187H185V189H184V187H183V191H185L184 193H176V191L175 192H173L172 193V195H171V193H168L169 195H171L170 196V201L168 202V203H170V205H175V207L176 208H174V209H178V211L177 212H182L183 211V213L185 214V217H186V219H190V220H187V224L186 225H183V227L185 228V226H186V228H187V231L186 232H188L187 233V235L189 236V239H188V242H189V244H190V246L192 247L190 250H191V252H189V256H190V264H264V173H263V170H264V161L263 162H257L256 164H254V165H252V166H247V167H243L244 165H245V163L248 161V160H250L252 157H256V155L258 154V151H261V150H258L259 148H254V143H253V146L251 145V143H250V140L252 139L251 138V134H252V130H254L255 131V129H251V127L252 126H250L249 125V123H246L245 122V119H244V116L242 115V113L241 114H239ZM261 113H263V112H261ZM28 114H30V116H31V113H30V110H29V113ZM32 114H33V116H34V112H32ZM43 114H45V113H43ZM43 114L41 115V116H39V117H43ZM55 114V113H54ZM53 114V115H54ZM59 114V113H58ZM57 114V115H58ZM91 114V113H90ZM176 114V113H175ZM178 114V113H177ZM186 114H188V111L186 112ZM202 114V113H201ZM217 114V113H216ZM245 114V113H244ZM258 114V113H257ZM259 114H260V112H259ZM39 115V114H38ZM38 115H36L37 117H38ZM62 115V114H61ZM72 115V114H71ZM93 115V117H94V114H92ZM97 114H95V116H96ZM192 115V114H191ZM203 115V114H202ZM201 115V116H202ZM248 115V114H247ZM250 115V116H251ZM16 116V115H15ZM25 116H27V115H25ZM29 116V117H30ZM36 116H35V122L37 121V119H36ZM44 116H48V115H44ZM98 116V115H97ZM101 116V115H100ZM157 116V115H156ZM161 116V115H160ZM178 116V115H177ZM181 116V115H180ZM183 116H184V113H183ZM187 116V115H186ZM193 116V115H192ZM195 116V115H194ZM204 116V115H203ZM209 116H211V115H209ZM212 116L213 117H215L216 116V118H218L217 117V115H213L212 114ZM249 116V115H248ZM249 116V117H250ZM259 116V115H258ZM261 116H263L264 117V113H263V115L261 114ZM12 117V116H11ZM56 117H58V116H56ZM77 118V117H79V116H73V120H76V119H74V118ZM103 117V116H102ZM162 117V116H161ZM190 118H193V117H191V116H189ZM189 117H187V119L189 120L190 118ZM198 117H200V116H198ZM197 117V118H198ZM219 117H221L222 118V116H219ZM245 117H247V116H245ZM17 118V117H16ZM25 118V117H24ZM31 118L32 117H30V119H29V122H27L28 121V118L25 120L26 122H27V124L29 123L30 125V128H32L33 126H31V125H33L32 124V120H31ZM44 118V117H43ZM95 118V117H94ZM100 118V117H99ZM157 118V117H156ZM155 118V119H156ZM165 118V117H164ZM178 118V117H177ZM176 118V119H177ZM259 118H261L260 116H259ZM42 119V118H41ZM78 119V118H77ZM181 119V118H180ZM185 119V122L187 121L186 120V118H183V120ZM194 119H195V117H194ZM199 119V118H198ZM198 119H197V123H195L196 121L195 120H193L192 122H193V124H194V126L196 125V126H199V127H202V128H199V129H202L203 130V128H204V126H206L205 124V121L204 122H202V123H205V124H201V125H198L199 123H198ZM201 119V118H200ZM206 119V121H207V118H205ZM209 119H214V118H208V121H209ZM219 119V118H218ZM218 119H217V121H218ZM252 119V118H251ZM251 119L249 118V121H251ZM33 120H34V118H33ZM45 120V119H44ZM48 120H49V118H48ZM54 120H56V119H52V121L53 122H51L52 124L54 123ZM103 120H105V119H103ZM161 120V119H160ZM162 120H163V122L165 123V121H164V119H163V117H162ZM202 120V119H201ZM246 120L248 121V119L246 118ZM263 120H264V118H262V122H263ZM15 121V120H14ZM17 121H18V119H17ZM40 121V120H39ZM42 121V120H41ZM46 121V120H45ZM191 121V120H190ZM207 121V123H208V125H209V122ZM211 122H213V123H215V122H217V121H215V119H214V121L213 120H210ZM257 121H259V119L257 120ZM34 122V121H33ZM38 122V121H37ZM99 122V121H98ZM101 123H102V121H100ZM99 122V123H100ZM156 121L154 120V123H155ZM188 122V121H187ZM192 122H190L191 124H192ZM14 123V122H13ZM19 124L18 125H20V122H18ZM42 123L43 122H41V125H42ZM46 123V122H45ZM55 123H54V125L53 126H55ZM74 123V125H76V123H77V121H76V123L75 122H73ZM84 123V122H83ZM92 123V122H91ZM100 123V124H101ZM220 124H221V122H219ZM16 124V123H15ZM14 124V125H15ZM49 124V123H48ZM78 124V123H77ZM82 124V123H81ZM158 124V123H157ZM179 124H180V122H179ZM183 124V123H182ZM185 124V123H184ZM189 124V123H188ZM193 124L192 125H190V127L192 128V126H193ZM218 124V123H217ZM263 124H264V122H263ZM35 125V124H34ZM37 125L39 126V123H37ZM44 125H46V124H44ZM50 125V124H49ZM73 125V126H74ZM83 125V124H82ZM85 125V124H84ZM94 125H96V124H94ZM103 125V124H102ZM101 125V126H102ZM161 125V124H160ZM178 125V124H177ZM181 125V124H180ZM186 125V124H185ZM213 125V124H212ZM215 125V124H214ZM262 125V124H261ZM260 125V126H261ZM28 125H27V129H29L28 127H29ZM79 126V125H78ZM90 126H92L93 128H94V126L93 125H90ZM89 126V128L91 129V127ZM157 126V125H156ZM165 126V125H164ZM17 127H20V126H16V128ZM35 128L34 129H37L36 128V126H34ZM40 128H41V126H39ZM56 128H57V126H55ZM59 127V126H58ZM76 126H74V128H75ZM79 127H81V125L79 126ZM98 127V126H97ZM162 127L163 126H161V129H162ZM183 127H184V125H183ZM209 129H210V126H207ZM212 127V126H211ZM264 127V126H263ZM15 128V127H14ZM21 129H22V126L20 127ZM24 128V127H23ZM40 128H39V132H40ZM47 128H48V125H47ZM65 128V129H64ZM82 128V127H81ZM102 128H106V127H102ZM102 128H101V130H102ZM137 128H140V130H142V128H145V129H148L146 132L145 131H143V132H140V133H142V134H146V136L147 137H149V139L147 138V140H146V138L145 139H142V138H144V137H141V141H147L146 143H141L140 142V140H139V142H140V144L142 145L141 147H136L137 146V144H138V142H137V136H140V135H137V134H135L134 132L136 131V129ZM153 128H154V126H153ZM158 128V127H157ZM185 128H186V130L189 128H187V127H184L183 129L180 127L179 128V130H181L182 129V132L185 130ZM254 128V127H253ZM19 129V128H18ZM33 128H32V130L35 132L36 130H34ZM49 129L50 130H54V131H56L55 130V128L53 127L52 128V126L50 127L49 126ZM58 129V128H57ZM59 129H60V127H59ZM75 129H78V130H76L78 133H80V131H79V128L78 127H76ZM86 129L87 130H89L87 127H86ZM100 129V128H99ZM195 129V128H194ZM197 129V128H196ZM218 129V128H217ZM263 129V128H262ZM16 130L17 129H15V133H16V135L14 134V137H17V132H16ZM25 130V128L23 129V131ZM32 130H30V132H32ZM43 130H45V128L43 127L42 128V130L41 131H43ZM46 130H48V129H46ZM46 130H45V132H46ZM52 130V132H54ZM62 130V131H63ZM87 130H85V131H87ZM94 130H95V128H94ZM104 130V129H103ZM163 130V129H162ZM185 130V131H186ZM13 131H14V129H13ZM17 131H19V130H17ZM21 131L22 130H20V132L19 133H21ZM60 131V130H59ZM157 131H158V129H157ZM164 131V130H163ZM197 131H199V130H197ZM197 131H195V133H196V135L198 134L197 133ZM212 131V130H211ZM215 131H216V129H215ZM223 131H224V129H223ZM39 132H38V134H39ZM48 132H50L49 130L46 132V133H44L43 132V136H41V138L42 137H44V134H48ZM52 132H50L49 134H53L54 135V133H52ZM56 132H58V131H56ZM83 132V131H82ZM81 132V133H82ZM88 132V131H87ZM87 132H84V134L85 133H87ZM92 131H90V134H93V132L91 133ZM100 132V131H99ZM145 132V133H144ZM174 132H176V131H174ZM179 132V131H178ZM181 132V131H180ZM186 132H188V130L186 131ZM193 132V135L191 134V136H189L188 135V133H187V135L189 136V137H192V139L194 138H196V136H195V133H194V131H192ZM218 132H219V130H218ZM226 132V131H225ZM224 132V133H225ZM261 132V131H260ZM18 133V134H19ZM22 133H26L25 131L24 132H22ZM29 132H27V134H28ZM37 132H35V134H36ZM63 133V134H64ZM101 133H102V131H101ZM103 133H105V132H103ZM147 133H148V135H147ZM155 133V132H154ZM158 133H164V132H158ZM184 133V132H183ZM190 133H191V131H190ZM203 133V132H202ZM206 133V132H205ZM208 133H210V132H208ZM222 133V132H221ZM220 133V134H221ZM262 133V135H263V131L261 132ZM26 134V135H27ZM31 134V133H30ZM42 134V133H41ZM40 134V135H41ZM47 135L48 137H50L51 135ZM60 134H62V133H60ZM156 134V133H155ZM173 134V133H172ZM172 134L171 135H168V134H165V135H168L169 137H171L172 136ZM181 134V133H180ZM179 134V135H180ZM213 134V133H212ZM211 134V135H212ZM217 134V133H216ZM215 134V135H216ZM223 134V133H222ZM20 135V134H19ZM18 135V136H19ZM23 135V134H22ZM33 135V134H32ZM53 135H52V137H53ZM55 135H56V133H55ZM59 135V134H58ZM65 135H64V138H66L65 137ZM79 135H82V134H77V137L79 136ZM99 136H100V134H98ZM164 135V136H165ZM176 135V134H175ZM179 135H177V136H179ZM253 135H255V134H253ZM28 136V135H27ZM27 136H25L24 135V138L25 137H27ZM35 137H33V138H31V135H30V139H34V138H36L37 139V136L36 135H34ZM57 136V135H56ZM55 136V137H56ZM144 136V135H143ZM156 136H157V134H156ZM176 136V138H178ZM184 137H185V135H183ZM182 136V134H181V136H179V139L180 138H182L183 137ZM198 136L199 135H197V139H195L194 141H198V142H202L201 141V139H199L198 140ZM201 136V135H200ZM199 136V137H200ZM214 136V135H213ZM221 136V135H220ZM14 137H13V139H14ZM19 137H22L21 135L19 136ZM45 137H46V135H45ZM52 137H50L51 139H53V141H56L55 140V137L54 138H52ZM57 137H59V136H57ZM56 137V138H57ZM168 137V138H169ZM188 137V138H189ZM215 137V136H214ZM255 137V136H254ZM261 137V136H260ZM23 138V137H22ZM21 138V139H22ZM157 138H158V136H157ZM162 138H163V136H162ZM166 139H164L163 141H164V143L166 144V142H170V143H174V141L177 143V141H178V139H176L174 136L173 137H171L170 139H168L167 137H165ZM175 138V139H174ZM188 138H186V139H188ZM18 139V138H17ZM16 139V141H15V139H14V142L16 143L17 142V144H18V142H20V141H18ZM20 139V140H21ZM40 138H38L37 139V141H40L41 142V139L39 140ZM59 139H60V137H59ZM83 139V138H82ZM86 139V138H85ZM99 139H100V137H99ZM173 139H174V141H173ZM185 139V140H186ZM212 139H214V138H212ZM24 140V139H23ZM43 140V139H42ZM81 140V139H80ZM90 140V139H89ZM97 140V139H96ZM182 140H184V138L182 139ZM203 140V139H202ZM220 140H221V138H220ZM25 141V140H24ZM33 141H35V142H37L36 140H33ZM43 141H47V143L49 142V144L51 145H49V144H47V145H49V149H51V150H53L52 152H55L56 151V153H58V149H59V152H61L60 151V145L58 146V144H59V141L57 140V142L58 143H56V142H54L55 144L53 145V146H55L56 144V148L55 147H52V144L53 143H51V142H53V141H51L50 139H49V141H48V139L47 138H45ZM51 141V142H50ZM82 142H83V140H81ZM91 141V140H90ZM100 141H102L101 139H100ZM103 141H105L106 142V140H103ZM102 141V142H103ZM124 141V140H123ZM152 141V140H151ZM162 141V140H161ZM160 141V142H161ZM204 141H207L206 139L204 140ZM204 141H203V143H204ZM210 141V140H209ZM255 141V140H254ZM260 141V140H259ZM23 142V141H22ZM26 142H27V139H26ZM28 142H30L29 140H28ZM38 143V145L40 144V146L39 147H41V149H43L42 147L43 146H41V144H43V142L42 143ZM61 142V141H60ZM65 142V141H64ZM94 142H95V140H94ZM97 142H99V141H97ZM135 142L137 143L136 144V146H135ZM181 141H179L178 143H180ZM183 142V141H182ZM181 142V143H182ZM186 142H187V140H186ZM190 141H188V143H189ZM192 143H195V142H193V141H191ZM197 142V143H198ZM211 142H214V141H212L211 140ZM210 142V143H211ZM25 143V142H24ZM31 143V142H30ZM30 143L29 144H27V146H31L30 145ZM78 143V142H77ZM81 143V142H80ZM101 143V142H100ZM116 143V144H115ZM123 143V142H122ZM176 143H174L175 145H178V144H176ZM200 143H199V145L195 148V149H197L198 150V148H199V146H200ZM202 143V144H203ZM209 143V142H208ZM209 143V144H210ZM220 143V142H219ZM223 143V142H222ZM259 143V142H258ZM16 144V145H17ZM22 144V143H21ZM21 144H20V146H21ZM37 144V143H36ZM36 144H34V145H32L33 147H35V149L37 148V146H36ZM62 144H64V143H62ZM82 144H84V142L82 143ZM89 144V143H88ZM94 144V143H93ZM97 144V143H96ZM104 144V143H103ZM102 144V145H103ZM139 144V145H140ZM146 146H145V145ZM168 144V143H167ZM183 145H186V144H184V142L182 143ZM205 144V143H204ZM209 144H207V146L209 145ZM71 145V144H70ZM70 145H67V146H70ZM120 145H121V143H120ZM144 145V146H143ZM156 145V144H155ZM160 145V144H159ZM161 145H163V143H161ZM170 145H172L173 146V144H170ZM170 145H164V147H156V151L154 152V154L152 153V151H151V154H153L154 156L153 157H151V158H154L153 160H152V162H151V165H154V164H159L158 163V160H156L155 159V157H158V156H164V154L167 152V151H171V152H173L174 151V149L176 148V147H171ZM193 145V144H192ZM197 145V144H196ZM215 145V144H214ZM220 145V144H219ZM263 146H264V144H262ZM18 146V145H17ZM16 146V147H17ZM19 146V147H20ZM23 146H25L24 144H23ZM31 146V148H32V150L31 151H29L28 153H30L31 152V154H33L34 153V156H33V159L35 158V153L36 152H33V147ZM87 146V145H86ZM95 147H96V145H94ZM97 146H99L98 144H97ZM148 146H149V143H148ZM170 146V147H169ZM189 146H190V144H189ZM188 146V147H189ZM194 146V145H193ZM193 146H191V148L193 149ZM202 146V145H201ZM206 146V145H205ZM38 147V149H40ZM44 147H45V144H44ZM53 149H52V148ZM74 147H75V145H73V149H74ZM83 147H85V146H83ZM155 147V146H154ZM153 147V148H154ZM180 147H181V144H180ZM184 147H186L187 149H190V148H188L187 146H183V148ZM217 146L215 145V147H214V149H217L216 148ZM219 147V146H218ZM259 147H260V145H259ZM26 147H24V149H25ZM28 148V147H27ZM26 148V149H27ZM31 148H28V150H30ZM62 148V147H61ZM64 148V147H63ZM65 148H68V147H65ZM136 148V149H135ZM149 148V147H148ZM182 148V147H181ZM201 148V147H200ZM213 147H211V149H212ZM219 148V149H220ZM23 149V148H22ZM23 149V150H24ZM47 150H45V151H51V150H49L48 149V146H47V148H46ZM56 149V150H55ZM82 149V151H83V148H81ZM92 149V148H91ZM178 149H179V147H178ZM185 149V148H184ZM183 149V150H184ZM214 149H212V150H214ZM218 149V150H219ZM55 150V151H54ZM146 150V149H145ZM148 150V149H147ZM146 150V151H147ZM152 150V149H151ZM179 150H181V149H179ZM203 150H204V152L205 153H208L210 150H209V147H204L203 148ZM205 150H209L208 152H206ZM218 150H216V151H213V152H217ZM26 150H24L23 152H25ZM35 151V150H34ZM36 151H37V149H36ZM43 151V150H42ZM41 150H40V153H39V150H38V155H40L39 157H38V155H37V157H36V159L37 158H39L37 161H39V160H43V156L42 155H46L47 153L45 152V153H41L42 152ZM65 151V150H64ZM69 149H68V152H67V150H66V152L67 153H69ZM121 151V152H120ZM141 152V150H137V153L138 152ZM153 151H154V149H153ZM177 152H178V150H176ZM190 152H192V154L191 155H193V150L191 151V149L189 150ZM188 151V152H189ZM65 152V154H67ZM71 152V151H70ZM148 152V151H147ZM184 152V151H183ZM198 152V151H197ZM197 152H195V153H197ZM203 152V153H204ZM212 152V151H211ZM210 152V153H211ZM212 152V153H213ZM51 153V152H50ZM50 153L48 152V154L50 155ZM62 153V152H61ZM61 153H59V156H61L62 154ZM77 153H78V151H77ZM125 153V154H124ZM143 153V152H142ZM179 153V152H178ZM194 153V154H195ZM200 153V154H199ZM198 154L200 155V157H198V158H202L201 157V155H204L203 153H202V150H201V152H199ZM202 153V154H201ZM209 153V154H210ZM214 153V154H215ZM24 154H26V155H28L27 154V152H25ZM42 154V155H41ZM61 154V155H60ZM70 155L69 156H72L71 155V153H69ZM83 154V153H82ZM88 154V153H87ZM123 154V155H122ZM141 154V153H140ZM137 155L136 154V159H138V158H142L141 157V155ZM145 154V153H144ZM148 154V153H147ZM30 155V154H29ZM47 156L46 155V157H48V159L50 160H54V158L52 159V157H53V155H55V153H52V157H51V155L50 156ZM58 154H56L54 157L56 158V156H57ZM197 155V154H196ZM198 155V156H199ZM216 155V154H215ZM215 155H213V156H215ZM68 156V159L70 158ZM91 156V155H90ZM125 156V157H124ZM132 156V155H131ZM139 156V157H138ZM143 156V155H142ZM205 156V155H204ZM203 156V157H204ZM207 156V155H206ZM217 156H218V153H217ZM46 157L44 156V160L46 159ZM50 157V158H49ZM65 157H67V155H65L64 157H63V159L62 160H64L65 159ZM138 157V158H137ZM169 157H170V160L168 161L169 163H171V162H174V160H173V158H171V157H175V155H170L169 154ZM193 157H195V159H198V158H196V156H194L193 155ZM210 157H212V156H210ZM40 158H42V159H40ZM75 158H77V157H75ZM88 158H90V157H88ZM186 158V157H185ZM185 158H182V159H185ZM190 158H192V156H190ZM205 158L206 157H204V160H205ZM213 158V157H212ZM211 158V159H212ZM217 158V160H218V157H216ZM35 159V160H36ZM61 159V158H60ZM80 159H82V158H80ZM98 159V160H97ZM129 158H127V161L129 162L130 160H128ZM134 159V157L132 158V160ZM143 159V158H142ZM187 159H189V158H186L185 159V161L187 160ZM213 159H215V157L213 158ZM49 161V162H52V161ZM61 160V161H62ZM69 160H71V158L69 159ZM93 160H94V158H93ZM124 160V161H123ZM149 160V159H148ZM166 160H167V158H166ZM166 160L164 159L163 161H164V163L166 162ZM179 160V159H178ZM190 160V159H189ZM193 160V159H192ZM216 159H215V161H217ZM55 161V160H54ZM54 161L52 162V163H49L48 162V160L46 159L45 160V165L46 164H52V165H47L46 166V168H45V165H44V167H43V169H42V164H43V161L41 162L42 164H40V163H36V164H40L39 166H38V168H41L40 170H46L45 172H47L48 170L47 169H50L49 171H52L51 170V168H53V167H51V166H54L55 167V163H54ZM57 162H59V160H56ZM100 161V162H99ZM126 161V162H127ZM134 161H136V160H134ZM161 161V160H160ZM184 161V162H185ZM198 161H200V160H198ZM203 161V160H202ZM206 161H209L208 159L206 160ZM212 161V164H213V161L214 160H211ZM46 162H48V163H46ZM63 163H64V165L68 162H66V159H65V161H62ZM73 162H75V161H73ZM73 162H70V164L72 163V164H74ZM82 162H84V161H82ZM81 162V163H82ZM86 162V161H85ZM123 162V163H122ZM132 162V161H131ZM130 162V163H131ZM138 162V161H137ZM53 163H54V165H53ZM62 163V164H63ZM89 163V162H88ZM120 163V164H119ZM142 163H143V160H142ZM146 163V162H145ZM149 163V162H148ZM182 163V162H181ZM193 163V162H192ZM208 163V162H207ZM238 164L239 166H242V167H238V166H235L236 164ZM253 163V162H252ZM62 164H61V166H60V168H62V169H65L66 167H69L68 165H65V167H62ZM90 164V163H89ZM123 165V166H120V165ZM147 164V163H146ZM161 164V163H160ZM159 164V165H160ZM186 164V163H185ZM184 164V165H185ZM188 164V163H187ZM197 164V165H196ZM200 164H202V163H200ZM204 164V163H203ZM58 165H59V163H58ZM57 165V166H58ZM63 165V166H64ZM75 165V164H74ZM94 165H97V166H94ZM136 165H137V163H136ZM175 165V164H174ZM208 165V164H207ZM215 165H217V164H215ZM233 165V168L231 167ZM50 166V167H49ZM72 166V165H71ZM132 166V164L130 165V167ZM134 166H135V164H134ZM133 166V167H134ZM165 166V165H164ZM180 166H182V164L180 165ZM208 166H210V165H208ZM218 166V165H217ZM76 167V166H75ZM130 167H129V169H130ZM142 167V166H141ZM154 167H155V165H154ZM168 167H169V165H168ZM172 167H174V166H170L167 170H165V172H166V174H167V176H166V178H164L165 180L167 179V178H170V177H174V175L173 174H175L174 172H172L171 171V168ZM176 167V166H175ZM212 167V166H211ZM214 167V166H213ZM237 167V168H236ZM57 168V167H56ZM55 168V169H56ZM72 168V167H71ZM70 168V169H71ZM136 169L138 168V166L137 167H135ZM143 168V167H142ZM147 168V167H146ZM145 168V169H146ZM157 167H155V169H156ZM241 168V170H239V169ZM55 169H53V170H55ZM57 169H59V168H57ZM62 169H59V170H62ZM68 169V168H67ZM120 169V170H121ZM153 169V168H152ZM154 169V170H155ZM213 169V168H212ZM58 170V172H62V171H59ZM72 170H73V168H72ZM120 171L119 172V174H123L124 172L123 171ZM148 170H149V168H148ZM151 170V169H150ZM182 170H183V167H182ZM207 170V169H206ZM216 170V169H215ZM65 171V170H64ZM138 171H142V170H140V168L138 169ZM208 171V170H207ZM55 175L57 174V170H55ZM74 172H77L76 170L74 171ZM73 172V173H74ZM126 172V171H125ZM131 172V171H130ZM146 172H150L152 175H159L158 173H159V170H155V171H146ZM161 172H162V170H161ZM164 172V171H163ZM178 172H179V170H178ZM177 172V173H178ZM43 173H44V171H43ZM42 173V171H41V175H48V173H45V174H43ZM67 173H69V172H67ZM72 173V172H71ZM136 173V172H135ZM137 173H139V172H137ZM136 173V174H137ZM180 173V172H179ZM184 173V172H183ZM213 173V172H212ZM35 174V173H34ZM34 174H32V176L31 177H34V176H36V175H34ZM60 174V173H59ZM77 173H74V175L72 174L71 176H74V178H75V175H76ZM83 174V173H82ZM81 173H80V175H82ZM110 174H112V173H110ZM128 174V173H127ZM134 174V173H133ZM150 174V175H151ZM163 174H165V173H163ZM181 174V173H180ZM218 174V173H217ZM34 175V176H33ZM46 175V176H47ZM53 175V174H52ZM63 175H64V173H63ZM70 175V174H69ZM69 175H68V178H69ZM114 175V174H113ZM124 175H126V173L124 174ZM178 175V174H177ZM183 175V174H182ZM43 176V177H44ZM65 176H66V174H65ZM78 176V175H77ZM83 176V175H82ZM110 176H112V175H110ZM123 176V175H122ZM129 176V175H128ZM161 176V175H160ZM159 176V177H160ZM176 176V175H175ZM39 177V176H38ZM38 177H37V179H38ZM48 177H49V175H48ZM57 177V176H56ZM60 177V176H59ZM59 177H57V178H59ZM62 178L64 177V176H61ZM60 177V178H61ZM67 177V176H66ZM113 177V176H112ZM150 177V176H149ZM157 177V176H156ZM158 177V178H159ZM35 178V177H34ZM40 178L42 179V176H40ZM44 178H46V177H44ZM42 179V181H40V182H38V185L40 186V184L39 183H42V184H44L43 183V181L45 180V179ZM55 178V176L53 177V178H51V182H52V180ZM56 178V179H57ZM59 178V179H60ZM71 178V177H70ZM69 178V179H70ZM78 178H79V176H78ZM88 178V177H87ZM97 178V177H96ZM95 178V179H96ZM48 179V178H47ZM58 179V180H59ZM69 179H66V180H68L69 181ZM80 179H81V177H80ZM83 179H85V178H83ZM88 179H90V178H88ZM88 179H86L87 181H89L90 182V180H88ZM93 179V178H92ZM110 179V178H109ZM157 179V178H156ZM161 179V178H160ZM159 179V180H160ZM163 179V180H164ZM175 179V178H174ZM177 179V178H176ZM32 180H33V178H32ZM32 180H31V182H32ZM36 180V179H35ZM40 180V179H39ZM64 180V179H63ZM72 180H73V177H72V179H70V182L72 183ZM75 180H77V178L75 179ZM75 180H74V182H75ZM112 180V179H111ZM111 180H106L105 179V181H104V183L102 184V185H105L104 187H106V185L108 186V188L109 187H111V190H114V189H112V188H114L115 186H117L118 185V181L116 180V182H114V180L113 181H111ZM143 180V179H142ZM144 180H146V179H144ZM143 180V181H144ZM173 180V179H172ZM171 180V181H172ZM188 180V179H187ZM20 182H21V179L19 180ZM45 181H47V180H45ZM60 181H62L61 179H60ZM79 181V180H78ZM77 181V182H78ZM95 181V180H94ZM97 181V180H96ZM151 181H153V179H151ZM150 181V182H151ZM171 181H170V183H171ZM178 181V180H177ZM182 181V180H181ZM19 182V184H23V183H20ZM50 182V181H49ZM56 182V181H55ZM63 182V181H62ZM100 182V181H99ZM118 182V183H117ZM139 182V181H138ZM149 182V181H148ZM147 182V183H148ZM46 183V182H45ZM61 183V182H60ZM96 183H98V182H96ZM115 183H117V185L115 184ZM134 183V182H133ZM143 183H146L145 181L143 182ZM154 184H155V182H153ZM178 183V182H177ZM181 183V182H180ZM187 183L189 184V182L187 181ZM33 184H34V182H33ZM36 184V183H35ZM74 184V183H73ZM72 184V185H73ZM94 184V183H93ZM101 184H100V186H101ZM120 184V183H119ZM153 184V185H154ZM173 184V183H172ZM48 185V184H47ZM46 185V186H47ZM57 185H60V184H57ZM62 186H61V188H59V189H62V187H63V192L65 191L64 189L66 188V190L68 191V187H70L71 185H69L68 183L66 184V187L65 186H63V185H65V184H61ZM67 185H69L68 187H67ZM77 185V184H76ZM75 185V186H76ZM115 185V186H114ZM125 185V184H124ZM149 185H151L150 183H149ZM173 185H175V182H174V184ZM24 186V185H23ZM34 186V188H35V185H33ZM87 186H89L88 184H87ZM96 186V185H95ZM145 186V185H144ZM161 186V185H160ZM160 186H157L156 187V185H154V188L156 187V190L154 191L155 193L156 192H158L157 190H162V188H165V186L164 187H160ZM181 187H182V185H180ZM183 186H184V183H183ZM220 186V189H222V188H226V193H224L223 195L222 194H220V196L222 197V202H221V207H219L218 209H217V211H215V212H213V211H209V212H206V211H204V210H202V208H204V207H202L201 209H200V204L201 203H203V202H201L200 203V201H199V198H202V197H200V190H202V189H204V188H206V190L207 191H211V192H214V190L217 188L218 189V187ZM51 187V186H50ZM98 187H99V185H98ZM130 187V188H129ZM136 187H138V186H136ZM135 187V188H136ZM150 187H152V186H150ZM174 187V186H173ZM178 187H179V184H178ZM222 187V188H221ZM24 188V187H23ZM33 188V189H34ZM37 188V187H36ZM56 189H57V187H55ZM68 188V189H67ZM90 188V187H89ZM101 188H102V186H101ZM142 187H140V189H141ZM145 188H146V186H145ZM46 189V188H45ZM58 189V191H60ZM75 189V188H74ZM77 189V188H76ZM93 189V188H92ZM104 189H106V188H104ZM120 189H122L121 187L119 188V190ZM125 189H126V187H125ZM127 189H129V190H127L128 191V193H130L129 191L130 190H133L134 191V189H132V187L129 185L128 187H127ZM139 188L137 189V190H139V191H141ZM143 189H144V187H143ZM166 189V188H165ZM167 189H169V188H167ZM172 189V188H171ZM42 190V189H41ZM40 190V191H41ZM53 190V189H52ZM96 190V189H95ZM95 190H92V191H95ZM101 190V189H100ZM116 190V189H115ZM152 190H153V188H152ZM152 190H150V191H152ZM173 190V189H172ZM182 190V189H181ZM223 190V189H222ZM55 191V190H54ZM53 191V192H54ZM70 191V190H69ZM68 191V192H69ZM74 191V190H73ZM98 190H96V192H97ZM102 191V190H101ZM100 191V192H101ZM107 191V190H106ZM127 191H125V192H127ZM144 191V190H143ZM170 191V190H169ZM189 191V190H188ZM216 191V190H215ZM48 192H50V193H48ZM47 193V196H46V199L44 200V203H45V209H48V208H51L53 205H55L54 203V200H55V193L56 192H52L51 191V189H49V191H48ZM68 192H66L65 191V193H68ZM105 192V191H104ZM124 192V193H125ZM171 192V191H170ZM187 192V193H186ZM41 194L43 193V192H40ZM45 193V192H44ZM61 193V191L58 193V194H60ZM64 193V194H65ZM120 193H122L121 191H120ZM143 193V192H142ZM147 193H148V191H147ZM209 193V192H208ZM214 193H216V192H214ZM37 194H39V191L37 192V189H36V196H37ZM63 193H61V195H62ZM178 194V195H177ZM212 194V196H213V193H211ZM211 194H209L210 196H211ZM103 195H105V194H103ZM115 195H117L116 193H115ZM129 195V194H128ZM142 195V194H141ZM59 196V195H58ZM57 196V197H58ZM211 196V197H212ZM43 197H44V195H43ZM56 197V198H57ZM141 197V196H140ZM165 197H168L167 195H165ZM105 198H106V200H108V203L109 202H111L110 200H112L113 198H114V196H112L111 194H108L107 193V195H105ZM169 199V198H168ZM57 200V199H56ZM116 200H117V198H116ZM119 200V199H118ZM33 201H34V199H33ZM160 201H162V200H160ZM160 201H158V202H160ZM166 201H168V200H165V202ZM208 201V200H207ZM107 202V201H106ZM113 202H114V200H113ZM120 202V201H119ZM158 202L156 201L155 203H157V205L159 206V204H158ZM210 202H212V201H210ZM57 203V202H56ZM162 203H164V202H162ZM206 203V202H205ZM207 203H209V201L207 202ZM220 203V202H219ZM33 204H34V202H33ZM120 204V203H119ZM161 204V203H160ZM116 205H117V203H116ZM107 206V205H106ZM110 206V205H109ZM163 206V205H162ZM202 206V205H201ZM108 207V206H107ZM171 207H174V206H171ZM207 207V206H206ZM209 207V206H208ZM207 207V208H208ZM110 208H112V207H110ZM117 208H118V206H117ZM159 208V207H158ZM169 208H170V206H169ZM215 209V208H214ZM107 210H109V208L107 209ZM111 210V209H110ZM109 210V215L108 216H110V215H112V214H110V211ZM114 211H113V213L115 214V213H119L120 211L119 210H117V211H119V212H115L116 210H115V207H114V209H113ZM159 211H160V208H159ZM172 211V210H171ZM208 211V210H207ZM105 212V211H104ZM136 213V212H135ZM164 213V212H163ZM173 213L175 214L176 212H174L173 211ZM103 214V213H102ZM123 214V213H122ZM125 214V213H124ZM138 214V213H137ZM121 215V214H120ZM161 215H163V214H160L159 216H161ZM176 216H177V213L175 214ZM178 215H179V213H178ZM123 216V215H122ZM122 216H119V218H121ZM167 216V215H166ZM165 216V217H166ZM170 216H172V215H170ZM176 216H174V218H171V217H169V219H173V220H176ZM114 217H116V214L114 215ZM124 217V216H123ZM127 217V216H126ZM168 217V216H167ZM166 217V218H167ZM176 217V218H175ZM106 218V217H105ZM109 218V217H108ZM110 218H111V216H110ZM129 218V217H128ZM130 218H131V216H130ZM135 218H136V216H135ZM159 218V217H158ZM163 218H164V216H163ZM132 219V218H131ZM165 219V218H164ZM168 219V220H169ZM179 219V218H178ZM193 219L194 220H202V221H205L206 222V224H207V232H212L213 233V237H215V240H216V242H215V245H214V247L212 248V249H209V248H205L204 246H199V245H196V243L198 242L197 241V239L199 238V233L197 232V230H193L192 229V226H190V224H191V222L193 221ZM62 220H64V219H62ZM105 220V219H104ZM125 220V219H124ZM138 220V219H137ZM106 221V220H105ZM109 221H110V219H109ZM120 221V220H119ZM127 221V220H126ZM166 221H167V219H166ZM165 221V222H166ZM170 221V220H169ZM191 221V222H190ZM101 223H102V221H100ZM104 222V221H103ZM160 222H162V221H160ZM164 222V221H163ZM162 222V223H163ZM164 222V223H165ZM168 222V221H167ZM171 222V221H170ZM194 222V221H193ZM192 222V223H193ZM107 224H108V222H106ZM105 222H104V224H106ZM128 223V222H127ZM173 223V222H172ZM171 223V224H172ZM176 223V222H175ZM175 223H174V225H175ZM189 223V224H188ZM203 223V222H202ZM93 224H95V225H97L98 223L97 222H95V223H93ZM103 224V223H102ZM101 224V225H102ZM103 224V225H104ZM124 224V223H123ZM109 225L111 226V231L109 230V232H111V237L112 238H120V235H119V231H118V228H117V225L118 224H116V222H114V221H111L110 223H109ZM165 225H169V224H167V223H165ZM192 225V224H191ZM194 225V224H193ZM92 226H94V225H92ZM99 225H97V227H98ZM107 226V225H106ZM164 226V225H163ZM170 226V225H169ZM189 226V227H188ZM97 227H94V230L96 229L98 232H100L101 233V231H99V228H97ZM175 227H176V225H175ZM197 226H196V224H195V228H196ZM200 227V226H199ZM171 228V227H170ZM165 229H166V227H165ZM168 230V229H167ZM169 231V230H168ZM184 231H185V229H184ZM166 232V231H165ZM173 227H172V234H173ZM99 234V233H98ZM97 234V236H99ZM110 234V233H109ZM124 235V234H123ZM122 235V236H123ZM100 236H102V235H100ZM99 236V237H100ZM117 236V237H116ZM185 236V235H184ZM92 237H94V235L92 236ZM172 237V236H171ZM101 238V237H100ZM102 238H103V236H102ZM102 238H101V241H102ZM107 238V237H106ZM123 238V237H122ZM170 238V237H169ZM168 238V239H169ZM103 240H104V238H103ZM171 239H169V241H170ZM172 240H173V238H172ZM206 240H207V238H206ZM205 241V240H204ZM98 242V241H97ZM207 242V241H206ZM101 243V242H100ZM99 244V243H98ZM202 244V243H201ZM94 244L92 243V245L91 246H93ZM203 245H205V244H203ZM211 245H212V243H211ZM90 245H89V247L90 248H92V249H94L93 247H91ZM96 246V245H95ZM89 248V249H90ZM173 248H175V247H173ZM89 249H88V251H89ZM95 249H96V247H95ZM87 253H88V251L87 250H85ZM84 251V253L83 254H85L86 255V252ZM173 251V254H175V252L174 251H176L175 249L174 250H172ZM114 252V251H113ZM188 253V252H187ZM87 257H88V255H86ZM211 256L213 257V259H211ZM84 264H88V263H84Z\"/></svg>",
  "mask_w": 264,
  "mask_h": 264
}]
</instances>
